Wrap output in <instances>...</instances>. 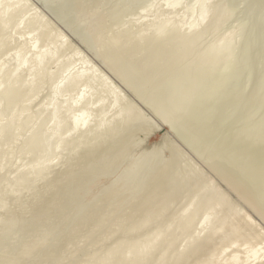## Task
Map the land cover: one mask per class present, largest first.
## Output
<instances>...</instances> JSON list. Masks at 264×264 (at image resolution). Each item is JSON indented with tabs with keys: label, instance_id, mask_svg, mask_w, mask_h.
<instances>
[{
	"label": "bare ground",
	"instance_id": "6f19581e",
	"mask_svg": "<svg viewBox=\"0 0 264 264\" xmlns=\"http://www.w3.org/2000/svg\"><path fill=\"white\" fill-rule=\"evenodd\" d=\"M2 1L3 0H0V5H1V3H2ZM21 1L23 2V0H5L4 2V4H2L3 6H1L2 8H1V12H0V18L1 19H3L5 16H7L6 18H8V21L11 19H13V16H12V18L10 17L11 15H13L14 13L16 14V12H17V9L19 10V7H21L22 6V14L24 13L25 14V11H26V9L27 8H25V5H29L28 4V2H27V0H25L26 1V3H23V4H25V5H20V3H21ZM46 1V0H45ZM53 1V0H52ZM56 1V0H55ZM59 1V0H58ZM61 1V0H60ZM122 1V0H121ZM127 1V0H126ZM126 1H124L125 3H126ZM130 1H133V3H134V0H130ZM140 1H144V0H140ZM139 0H138V4L137 3H135L136 5H138L139 7H140V5L141 6H144V5H146V4H140L139 5V2H140ZM146 1V0H145ZM152 1V0H151ZM157 1V0H156ZM155 1V2H156ZM161 2H163L162 0H160ZM159 1V2H160ZM166 1V4L165 5H167L168 6V8H170V11L169 12H171V9L172 8H174V10L176 9V6L177 5H179L180 4V2H181V0H165ZM185 1V0H184ZM184 1L182 2V3H184ZM188 1V0H187ZM212 0H197L196 1V6H197V10L196 11H194V14H191V16H189V15H187V13H186V16L188 17H186L187 19H188V21H186L185 23L183 22V21H180V22H178L177 20V22H178V24L179 25H176L175 27L177 28V29H180V31L182 30L181 28L183 27V25L184 24H186V26H185V31L189 34V33H193V36L195 35L196 37L198 36V37H200V38H202L201 37V35H198V34H200L201 33V30L202 29H204L205 27V25L209 22V20H211L212 18H214V17H216V14L218 13H216V10H213V9H215V6H216V4H218V2H217V0L215 1V2H217L216 4H215V6H213V11H215V12H213V13H215V16L214 15H212V10H211V8H210V4L211 3H213V2H211ZM220 1V0H219ZM225 1H227L228 2V0H225ZM243 1H245V0H243ZM250 1H252V0H249L248 2H249V4H250ZM257 0H254V2H256ZM48 2V1H47ZM128 2V1H127ZM136 2H137V0H136ZM153 2V1H152ZM152 2H149V3H152ZM222 2H223V0H222ZM229 2H230V0H229ZM232 2H233V0H232ZM238 2V1H237ZM239 2H242V1H240L239 0ZM253 2V4L255 5V3ZM68 3H69V1H68ZM67 3V4H68ZM121 3V2H120ZM128 3H131V2H128ZM128 3H126L127 4V6H129L128 5ZM144 3V2H143ZM146 3V2H145ZM148 2H147V7L148 8H152V7H150V6H152L154 3H152V4H149ZM186 3V2H185ZM185 3L183 4L184 5V7L186 6L185 5ZM192 3H193V1H192ZM235 3H236V1H234V5H235ZM246 4H247V2H245ZM244 2H243V4H245ZM252 3V2H251ZM263 3V2H262ZM32 4V3H31ZM31 4H30V6H28V7H32L31 6ZM59 4V3H58ZM122 4V3H121ZM126 4H124V5H126ZM159 4V3H158ZM157 4V5H158ZM194 4H195V2H194ZM214 4V3H213ZM219 4L222 6L223 4H221V2H219ZM218 4V5H219ZM225 4V3H224ZM231 4V3H230ZM241 4V3H240ZM245 4V5H246ZM259 5H260V3H258ZM63 4L61 3V6H62ZM131 5V4H130ZM135 5V6H136ZM150 5V6H149ZM155 5H156V3H155ZM162 5V4H161ZM182 5V4H181ZM182 5V6H183ZM212 5V4H211ZM217 5V8L219 9V6ZM226 5V4H225ZM228 5H229V3H228ZM227 5V6H228ZM248 5V4H247ZM246 5V6H247ZM256 5H257V2H256ZM263 6H264V4H262ZM122 6V5H121ZM120 6V7H121ZM127 6H125V7H127ZM132 6V5H131ZM131 6L129 7V8H131ZM160 6V5H159ZM188 6V5H187ZM194 6V5H193ZM236 6H238V5H235V6H233L232 5V7H234V8H236ZM252 6V5H251ZM25 8V10H24V8ZM35 7V6H34ZM34 7H32L31 9V11L33 12L34 11ZM120 7H118V8H120ZM124 7V8H125ZM133 7V6H132ZM139 7H138V9H139ZM146 7V11H148L149 9ZM156 7V6H155ZM154 7V8H155ZM158 7V6H157ZM162 7V6H161ZM190 7V6H189ZM195 7V6H194ZM231 7V8H232ZM239 7H241V6H239ZM247 7H249V6H247ZM163 8V7H162ZM165 8H167L166 6H164V11H166L165 10ZM178 8V7H177ZM180 8V7H179ZM183 8V7H182ZM223 8H226L225 6L223 7ZM228 8H230V7H228ZM257 8V7H256ZM21 9V8H20ZM29 9V8H28ZM37 9V8H36ZM93 9H96V7L95 8H93ZM92 9V11H94ZM123 9V8H122ZM134 9V8H133ZM143 8L141 7V9H139V10H137L136 12H134L135 14L137 13V12H139V11H141ZM157 9H159L160 10V12H162L163 11V9H161V8H157ZM221 9L222 8H220V10L219 11H221ZM237 9H239L238 7H237ZM246 9V11H247V8H245ZM249 9H251V10H248V11H252V8H249ZM259 7H258V11H259ZM262 9H263V7H262ZM261 9V10H262ZM38 10V9H37ZM98 10V9H97ZM96 10V11H97ZM114 10V9H113ZM112 10V11H113ZM119 9H117V10H114V12L115 11H117V14H118V16H119V14H121V16L123 17V14H125L126 13V11H127V8H126V10L125 11H123V10H121L120 9V11L122 12H125V13H121V12H119L118 11ZM129 10H132V9H129ZM162 10V11H161ZM173 10V9H172ZM184 10V9H183ZM183 10H181L182 11V13H183ZM229 10V9H228ZM232 10V9H231ZM230 10V11H231ZM234 10V9H233ZM264 10V9H263ZM30 11V10H29ZM91 11V12H92ZM144 11H145V9H144ZM143 12V11H141V12H143L144 14L145 13H147V12ZM151 10H149L148 12H150ZM154 11V10H153ZM157 11V10H156ZM156 11H155V14H156ZM177 11V10H176ZM180 11V12H181ZM186 11V10H185ZM192 11V10H191ZM218 11V10H217ZM225 12L227 11V9L226 10H224ZM230 11H229V13H230ZM244 11V10H243ZM243 11H242V13H243ZM245 11V12H246ZM255 9L253 8V12H254V14H255ZM257 11V12H258ZM19 12H21L20 10H19ZM18 12V13H19ZM30 13V14H32V15H30V16H28V17H30V19H28V20H26L28 17L26 16L27 14H25V16L24 17H26V19H24L23 17V19L24 20H26V21H29V23L30 24H28V22H26L28 25H30L31 27L28 29V31H27V36H26V40H27V38L30 40L29 41V43L27 44L26 43V46L27 45H29V47L27 46H23V49H24V47H25V49L27 48L28 50H27V53L25 52L24 53V51H26V50H24L23 51V53H21L20 51H17L18 50V48H16V51H13V59L15 60V67H13V69H11L10 70V72H8L9 74H8V77H7V75L5 76V77H7L8 79H6L7 80V82H8V80H9V82L5 85V83H4V86L1 84V82H0V104H1V101L2 102H4V103H2L3 105L6 103L7 105L5 106V108L6 107H8L9 105H11L12 106V104L14 105L15 103H17V102H19L20 104L21 103H24L23 105H26V104H28L29 102H28V100H27V102L25 103V102H20L21 100H22V98L21 97H23L22 95L24 94V93H27L28 94V92L31 90L32 91V89H34L35 87H37V85H38V83H39V78L41 77H39L37 74L39 73H37L36 74V71L37 70H45L46 71V69H44V67H45V65L47 66L46 68H49L48 67V62H50L51 63V60H53L54 59V61H55V57L56 56H58L62 51H65L66 49H68V50H70V47H71V45H73L72 43H69V42H67V41H65V40H67V39H65L66 38V36H64V35H62L63 33L62 32H55V31H53V32H55V33H53L52 35H51V39H58V41L60 42H58V41H53L54 43H57V46H58V48L57 49H55L56 48V45H55V48H52V49H54V50H48V49H43L42 48V46L39 44V43H41V42H39L38 40H39V37H42V36H44L43 34H45L44 32H43V34L41 35L40 33V35L41 36H38V33H37V30L39 29V28H41L40 30H38V31H41L42 29H43V27L45 26V28L47 27V25H45L46 24V22H47V24H48V19L46 20V21H44L43 19H41V17H44V15H41V14H39V12H37L39 15H41V17L39 16V15H37L36 14V12H34V13ZM119 12V13H118ZM128 12H130V11H128ZM128 12H127V14H128ZM152 12V11H151ZM159 11H157V13H158ZM159 12V13H160ZM174 12L175 11H173V13H170V14H174ZM178 12V11H177ZM188 12V11H187ZM222 13H223V10L221 11ZM220 12V14L222 15V13ZM228 12V11H227ZM227 12H226V14L224 13V16H225V19H226V16H228V14H227ZM236 12V11H235ZM241 12V11H240ZM260 12V11H259ZM264 12V11H263ZM262 12V14H264ZM17 13V14H18ZM42 13V12H41ZM92 13H95V12H92ZM110 13V15H112L111 13L112 12H109ZM116 13V12H115ZM114 13V15L116 16V14ZM143 13H141V14H143ZM158 13V14H159ZM164 13V12H163ZM231 13H234V12H231ZM241 13V14H242ZM7 14V15H6ZM14 14V15H15ZM21 14V13H20ZM108 14V13H107ZM130 14H133V12L132 13H130ZM129 14V15H130ZM139 14V13H138ZM138 14H136L135 15V17H137L138 18ZM141 14H139V15H141ZM143 14V15H144ZM151 14V13H150ZM150 14H148V15H150ZM154 14V13H153ZM155 14H154V16H155ZM158 14H156L157 15V17H158ZM161 14V13H160ZM166 14V13H165ZM164 14V15H165ZM169 13H167V15L166 16H168V18L169 17H173V16H169L168 15ZM178 14H180V13H178ZM177 14V16L176 17H178L179 15ZM185 14V13H184ZM188 14H190V13H188ZM219 13H218V15L217 16H219L220 15ZM239 14V13H238ZM245 13H243V15H244ZM248 14H250V13H248ZM256 14H258V13H256ZM29 15V14H28ZM113 15V16H114ZM128 15V16H129ZM146 15V14H145ZM147 15V16H148ZM152 15V14H151ZM162 16H163V14H161ZM220 15V17H222ZM229 15H232V14H229ZM234 15V14H233ZM236 15H237V12H236ZM236 15H234L233 17H236ZM251 15H252V13H251ZM10 17V19H9V17ZM16 17L18 16L19 17V15H15ZM14 16V17H15ZM118 16H116V18L118 17ZM121 16H119V17H121ZM142 16V15H141ZM141 16H139V17H141ZM154 16L152 17L153 19H154ZM181 16V15H180ZM183 16V15H182ZM211 16H212V18H211ZM214 16V17H213ZM238 16V15H237ZM248 15H246L245 16V18L247 17ZM254 16V15H253ZM260 16V15H259ZM40 17V18H39ZM110 17V16H109ZM121 17V18H122ZM126 17V16H125ZM131 17V16H130ZM156 16H155V18H157ZM175 17V18H176ZM256 17V16H255ZM254 17V18H255ZM111 18H112V16H111ZM115 18V17H114ZM113 18V19H114ZM115 18V19H116ZM142 18H144V21L146 20V18H145V16L144 17H142ZM149 18H150V16H149ZM159 18V17H158ZM161 18H163V17H160V19ZM180 18V17H179ZM178 18V19H179ZM186 18L184 19V20H186ZM243 18V17H242ZM247 18H249V17H247ZM254 18H252L253 20H255ZM263 18V17H262ZM261 18V16H260V20L262 19ZM5 19V18H4ZM19 19V18H18ZM113 19H110V20H113ZM117 19H119V18H117ZM125 19V18H124ZM126 19H128L129 20V17L128 18H126ZM136 19V18H135ZM134 19V20H135ZM148 19V18H147ZM152 19V20H153ZM172 19H174V18H172ZM181 19V18H180ZM215 19V21H216V24H218L217 23V21H218V19H216V18H214ZM225 19H223V18H221V20L222 21H224ZM239 19V18H238ZM249 19H251V16H250V18ZM21 21H23L22 19H20ZM43 20V21H42ZM119 20H122V19H119ZM130 20H133V17H132V19L130 18ZM129 20V21H130ZM133 20V21H134ZM151 20V19H150ZM156 20V19H155ZM154 20V21H155ZM167 20L168 19H166V17L165 18H163V19H161V20H158V22L160 23V21L161 22H163V21H166L167 22ZM169 20H171V18L169 19ZM168 20V21H169ZM213 20V19H212ZM221 20H219L220 21V23H222L221 22ZM259 20V19H258ZM257 20V22L255 21V23H254V21H253V23H251L250 25H248L249 27L247 28V29H243L244 27H242V29L243 30H246L245 32H244V35H243V33H242V35H243V37H241L242 39V41H241V44L239 45L238 43V45H239V48H238V46L237 45H235V48H237L239 51H238V53H237V56H236V58H235V60L234 59H232L230 56L232 55V54H228V55H230V56H228V57H230V59H232V60H227V57H225L224 56V59L223 58H221L220 56L222 55V51H221V49L220 48H215V46L216 45H214L213 43H212V45H214V48L212 47L211 48V42H215V41H211L210 43H208V42H204V39H205V37L201 40V44L203 43H208L207 45H211V46H208V48L209 49H207V48H205L204 46H203V44H202V48L207 52L208 50H209V52H207L206 54H205V52H204V50H202V48L200 47V51H203L204 53V55H197V54H195V53H198V51H196V45L194 46L195 47V50L193 51L194 53H192L191 55H197V56H200L199 58L197 57L196 58V56L194 57V58H190L191 59V61H193V65H192V67L190 66V64H189V62H188V67H185V59H184V57L187 55V54H185V51H184V53L180 50V55L179 56H173V55H171V54H169L168 52H171V51H168L167 52V49H165V45H167V44H165L166 42H165V39L163 38L164 37V35H163V40H164V42H163V40L161 41L159 38L157 39V40H160L161 42H157L156 44H155V46H157L156 47V49L158 48V46H161L160 48H161V50L160 51H158L159 49H157V51H156V49H154L153 48V46H151L152 47V49H150V51H149V49H146V47H149V46H146L145 47V44H144V47H141L142 49L144 48V49H146V50H148V51H146L148 54H146L145 55V58H144V63L143 64H138V63H136L135 65L136 66H138V67H141V72L139 73V74H135L134 75V77L131 75V70L128 68V66L131 64V62L129 63V61H125V58H122V57H120L121 55L120 54H122V52L124 51H122V50H119V49H121L120 48V45L118 46L119 48H118V50L120 51V52H118V51H116V49H117V46L115 47V49H114V51L115 52H118V54H115V52H109L108 50H112V49H106V56L105 55H103V56H105V58H104V60L106 61V59L107 60H109L110 62L108 63L109 65H113L112 66V72H113V67H115V69L116 70H118L119 69V66H117L116 64H118V62H120V65H121V63L124 65V67L122 68V74L123 75H120L121 77L123 76L125 79H123V77H122V79L124 80V81H126L128 84L131 82L132 84H135L136 86H138V91H140V95H142V96H147L149 99V102H150V104L149 103H146V104H149L150 106H152V107H154V109L156 110L155 111V113L156 112H159V113H161V115H162V121H164V125H165V127H166V125H168V123L170 124V120H171V125H172V121H173V119L175 118V117H173V116H171V117H173V119H170V120H168V117L166 118L164 115V113H166V112H168V113H170L168 110H175V111H172V112H178V115H179V117L180 118H177V119H181L180 121L178 120V122L179 123H177L178 125H180V132H181V135H179L180 133L178 132V129H179V127H178V125L176 124H173V125H175L176 126V128H175V126H174V128L176 129V133H177V135H176V133H175V136H182V137H184L185 138V140L187 139V141H188V143L187 144H193V145H195L196 147V149H197V147H198V149H200V150H202L203 152L205 151V153H206V155L208 156V158L211 160V168L213 169V171H214V173H216V175L219 177V180H221L222 181V183L224 184V186H225V188L227 187L228 189H230L233 193H234V195L241 201V203H243L242 205H244L245 206V208H247L248 210H250L251 211V213H253V214H251L249 211H247L245 208H240V207H237V205H235L236 206V208H234L233 206H232V204H233V202H231V200H229V198L231 197L230 195V197L228 198V197H226V194L224 195L223 194V192L221 193V189L220 188H218V187H215L214 186V189H215V191H209L210 192V197H208L207 196V198H205V200H206V202H212V204H213V206L215 207V212L212 214V216H211V218L208 220V221H205V219H204V214H203V212H202V209H201V207H200V205L199 204H197V205H195V206H192V207H190V205H192V200H190V202L187 204L186 202H184V201H182L183 203H185V204H187V205H185V204H183V203H181V204H183L185 207H181V205L179 206H177L176 204V206L178 207H176V210H174V211H176V212H178L177 211V209H179V207H181L182 208V212H180L179 211V216H180V218H179V220L178 219H175V221L176 220H178L176 223H179L178 225H176V224H174V225H176L174 228L176 229L177 227V229H178V232L177 231H174L175 229H173V227H172V229H173V231L176 233H183V235L182 236H187L186 237V242L184 241L183 243H185V247L183 248V246H182V248H181V250H177L176 252L175 251H173V252H170V251H172V248L174 247L173 245H174V238L177 236V234H176V236L175 235H173V237H172V235H171V233H170V230H169V233H170V235L171 236H169V237H171L170 239H167L166 238V235H164V234H166L165 233V231H161L160 230V228H162V227H160L159 225L160 224H162V223H160V222H157L156 220V222L157 223H160V224H158V226L160 227L159 229H158V231H152L153 233H150V234H146V236L145 237H143L142 235L143 234H141V235H139V233H138V237L140 238V236H142L141 238L143 239V240H141L140 242H138V243H135V242H133V243H135V244H133L132 243V245L131 246H128V248H127V250H125L126 252H125V254H124V249L122 250L121 248H125V247H122V245H121V241L120 240H118V239H116V240H118L119 242H121V243H119L118 244V242H116L115 243V241H114V244H118V246L113 250H111V252L109 251L110 249H107L108 251H107V255H105L104 256V259L106 258V260H108V254L109 255H111L112 253H113V255H115L116 253V251H118L119 249L120 250H122V254H121V256L119 257V258H117L118 256H114V258H113V262H111V263H114V264H264V216H262L261 215V195L262 194H264V188H262V180H261V166H262V164H264V139H262V135H261V127H262V121H264V106H262V105H264V92H262V87H261V85H262V81H264V48H262L263 46V41H264V29L262 28V26L264 25L263 23H261L262 21H264L263 19H262V21L261 22H259ZM3 21V20H2ZM133 21L131 22L132 24V26H134V24L135 25H137L136 23H138V22H134L133 23ZM171 21H173V20H171ZM174 21H175V19H174ZM175 21V22H176ZM215 21L213 20V22H214V26L216 25L215 24ZM238 21V20H237ZM244 21V20H243ZM245 21L247 22V19H245ZM10 22V21H9ZM13 23H11V24H14V21H12ZM20 22V21H19ZM45 22V23H44ZM115 22V21H114ZM116 22H120V21H116ZM123 22V21H122ZM124 22H126V20L124 21ZM139 22H140V18H139ZM141 22H142V20H141ZM140 22V25L142 24ZM147 22V25H149V24H151V22L152 23H155V22H153V21H151L150 23H149V20H146L145 21V23ZM157 22V23H158ZM183 22V23H182ZM211 22V21H210ZM242 22V21H241ZM245 22V23H246ZM250 22H251V20H250ZM4 23H5V21H4ZM16 23L17 24H20V23H18L17 22V19H16ZM15 23V24H16ZM23 23V22H22ZM51 23V22H50ZM113 23V22H112ZM121 23V22H120ZM120 23H118L119 25H120ZM144 23V24H145ZM157 23H155V25L157 24ZM158 23V24H159ZM237 23V22H236ZM240 23V22H239ZM238 23V24H239ZM244 23V22H243ZM242 23V24H243ZM248 23V22H247ZM246 23V24H247ZM16 24V25H17ZM116 24V23H115ZM166 24H168V23H166ZM170 24V27H171V24L172 23H169ZM209 24V23H208ZM207 24V25H208ZM212 22H211V26H212ZM246 24H244V25H242V26H245ZM263 24V25H262ZM0 25H1V22H0ZM2 25H3V23H2ZM8 25H10V24H8ZM22 25V24H21ZM24 25V24H23ZM110 25V24H109ZM118 25V26H119ZM122 25H124V23L123 24H121V26ZM125 25L127 26V24L125 23ZM154 25V24H153ZM172 25H174V24H172ZM207 25H206V27H207ZM219 25L220 24H218V25H216V26H218L219 27ZM229 25V24H228ZM232 25V24H231ZM4 26H7V25H4ZM11 26V25H10ZM25 26V25H24ZM24 26H18L17 25V27H19L20 28V30H21V27H24ZM49 26V25H48ZM114 26H116V25H114ZM117 26V27H118ZM128 26H129V24H128ZM128 26L126 27V28H128ZM137 26H139V25H137ZM136 26V27H137ZM142 26H143V24H142ZM211 26H208L207 28H206V31L208 32L209 31V29H210V27ZM235 26V25H234ZM238 25H236V27H237ZM3 27V26H2ZM7 27H9V26H7ZM6 27V28H7ZM12 27V26H11ZM16 26H15V28H17ZM117 27H114V28H116L117 29ZM140 27V26H139ZM144 27H145V25H144ZM152 27H153V29H155L154 28V26H151V28H149L148 26L146 27V28H149L150 30L152 29ZM163 27V26H162ZM204 27V28H203ZM217 27V28H218ZM233 27V26H232ZM236 27H233V28H235V29H237ZM239 27H241L240 25H239ZM245 27H247V26H245ZM5 28V27H4ZM0 29V30H3V31H5L6 29ZM49 27H47V29H48ZM51 28H52V30H54L53 28V26H51ZM120 28V26L118 27V29ZM123 28V27H122ZM122 28H120V30L122 29ZM124 28H125V26H124ZM129 28H132V27H130L129 26ZM128 28V29H129ZM142 28V27H141ZM164 28H166L167 29V27L165 26ZM176 28H174V29H176ZM216 28V27H215ZM9 29H12V28H10L9 27ZM9 29H7L6 31H8ZM14 29V28H13ZM23 29L25 30V27L24 28H22V31H23ZM47 29H46V31H47ZM137 29V28H136ZM136 29L134 28L133 29V31L135 30L136 31ZM149 29H147V30H149ZM172 29V28H171ZM170 29V30H171ZM208 29V30H207ZM214 30V27H212L211 28V31H213ZM228 29V28H227ZM235 29H233L235 32H239V30L238 31H236ZM242 29L240 28V30H241V32H242ZM15 30V29H14ZM13 30V31H14ZM19 30V31H20ZM51 30V31H52ZM55 30H57V29H55ZM120 30H119V32H120ZM129 30H131V29H129ZM138 30H140V29H137V32H138ZM142 30V29H141ZM146 30V29H145ZM147 30H146V32H147ZM149 30V31H150ZM162 30H163V28H162ZM183 30H184V28H183ZM183 30H182V32H183ZM205 30V29H204ZM217 30L219 31V29H216L215 31H214V33L215 32H217ZM224 30V29H223ZM10 31V30H9ZM12 31V30H11ZM16 31V30H15ZM26 31V30H25ZM24 31V32H25ZM43 31H45L44 29H43ZM50 30H48V32H49ZM105 31V30H104ZM112 31V30H111ZM116 32H117V30H115ZM126 32H128L127 31V29L125 30ZM124 31V34L126 33ZM133 31H131V33L133 34ZM143 32L142 33H140V34H143L144 33V30H142ZM168 31H169V29H168ZM168 31H167V33L166 34H168ZM184 31V32H185ZM199 31H200V33H199ZM222 31V30H221ZM224 31H226V32H228L227 30H224ZM223 31V32H224ZM1 32V31H0ZM17 32H18V29H17ZM108 32H110V31H108ZM141 32V31H140ZM145 32V34H147ZM152 32H154V36H155V33H156V35H160L161 33L163 34V32L162 31H160L159 29L158 30H152ZM165 32V31H164ZM172 32V31H171ZM170 32V34H172V33H174V32H172L171 33ZM184 32H183V34H184ZM203 32V31H202ZM207 32H205L204 31V33H207ZM6 33H8V32H6ZM13 33H15V32H13ZM19 33V32H18ZM62 33V34H61ZM99 33V32H98ZM102 33V32H101ZM114 33V32H113ZM129 33H130V31H129ZM128 33V34H129ZM179 33V32H178ZM211 33V32H210ZM231 33V32H230ZM229 33V34H230ZM2 34V33H1ZM10 34V33H9ZM20 34L22 35V33L20 32ZM94 34H96V33H94ZM106 34V33H105ZM104 34V35H105ZM110 34V33H109ZM109 34H107V35H109ZM117 34V33H116ZM121 34V33H120ZM123 34V35H124ZM128 34H125V35H128ZM144 34V35H145ZM150 34V33H149ZM152 34V33H151ZM151 34L149 35V36H151ZM208 34V33H207ZM217 34H218V32H217ZM223 34V33H222ZM228 33H226V35L224 36V38H219L218 40H217V45H219V47L220 46H222V44L224 45V43L226 44L227 42H228V40L230 41V39H231V36H232V34H230L229 35ZM237 34H239V33H237ZM241 34V33H240ZM12 35V34H11ZM25 35H26V33H25ZM46 35H48V34H45V36ZM119 35V33L117 34V36ZM122 35V34H121ZM119 36V37H122V39H125V41H126V38H123V37H125V36ZM130 35V34H129ZM143 35V36H144ZM153 35V34H152ZM180 35H181V32H180V34L178 35L179 36V38H182V37H180ZM186 34H184L183 36L185 37V39L184 38H182V39H180V41L178 42L177 40V42H178V44H180V45H182L183 47L182 48H184V49H187V47L189 48V46L190 45H192V44H194L193 42H192V44H190L189 46H188V44L190 43V41L189 40H186V38L188 37L187 35V37L185 36ZM209 35V34H208ZM211 35H213V37H214V34L213 33H211ZM210 35V36H211ZM219 35H220V33H219ZM218 35V36H219ZM228 35V36H227ZM2 36V35H1ZM6 37H7V35H5ZM9 36V35H8ZM18 36H19V34H18ZM29 36H30V38H29ZM50 36V35H49ZM95 36V35H94ZM111 37L113 36H115V35H110ZM134 36H138V38H139V33H137V35L136 34H134ZM133 36V37H134ZM146 36H148V35H146ZM149 36H148V38H149ZM162 36V35H161ZM177 36V37H178ZM209 36V37H210ZM218 36L217 37H214V39L215 38H218ZM221 36V35H220ZM235 37H236V39H233L234 41L235 40H237V38H238V40L240 41V39H239V36L240 35H238V37L236 36V35H234ZM2 37H4V34H3V36ZM5 37V38H6ZM10 37V36H9ZM8 37V38H9ZM15 37V36H14ZM23 37V36H22ZM63 37H64V40H63ZM96 37H99L98 36V34H97V36H95V37H93L94 39L96 38ZM100 37H102V35H100ZM106 37V36H105ZM110 37V38H111ZM111 38V40H109L110 38L108 37V40L110 41V43L112 42L114 45H116L117 44V40H115L114 38ZM119 37L117 38L118 39V42H119ZM132 37V36H131ZM132 37V38H133ZM153 36H151L150 38H152ZM173 37H176L175 36V34H174V36ZM172 37V38H173ZM195 37V38H196ZM222 37V36H221ZM233 37V36H232ZM234 37V38H235ZM1 38V37H0ZM43 38V37H42ZM50 38V37H49ZM92 38V39H93ZM135 39H136V37H134ZM137 38V39H138ZM141 38H142V35H141ZM141 38H139V39H141ZM145 38H147V37H145ZM147 38V39H148ZM149 38V39H150ZM157 38V37H156ZM170 38V37H169ZM171 38V39H172ZM193 39H195L194 37H192ZM7 39V38H6ZM13 40H15L14 38H12ZM18 39V38H17ZM23 39H24V37H23ZM23 39H22V41H23ZM45 39H46V37H45ZM50 39V40H51ZM91 39V40H92ZM94 39L92 40V42L94 41ZM97 39V38H96ZM95 39V40H96ZM100 38H98L96 41H98ZM131 39V38H130ZM129 39V40H130ZM134 39V40H135ZM136 39V40H137ZM170 39V40H171ZM212 39V36H211V38L208 40V41H210ZM222 40V44L221 43H219L218 44V42H219V40ZM4 40V39H3ZM9 40H11V39H9ZM12 40V41H13ZM19 40H21V39H19ZM41 41H42V45H43V40L42 39H40ZM49 40V39H48ZM100 40H103L102 38L100 39ZM99 40V41H100ZM107 40V41H108ZM115 40V41H114ZM120 40H121V38H120ZM128 40V39H127ZM128 40V41H129ZM131 40H133V39H131ZM130 40V41H131ZM134 40H133V43L132 44H134L135 42H134ZM152 40V42H153V40H155V39H151ZM151 40H149V41H151ZM168 39H166V41H167ZM181 40H183V41H181ZM213 40V39H212ZM16 42H18L17 40H15ZM22 41H21V44H22ZM105 42H106V40H104ZM108 41V42H109ZM116 42V44L114 43V42ZM122 41V40H121ZM125 41H122V43L125 45ZM127 41V42H128ZM129 41V42H130ZM148 40L146 41V39H145V42H149ZM172 41H175V40H173L172 39ZM196 41V40H195ZM197 41H199L198 40V38H197ZM0 42L1 43H3L4 44V42H2L1 41V39H0ZM20 42V41H19ZM53 42L51 41V43L53 44ZM95 42V41H94ZM104 42V43H105ZM139 42V41H138ZM143 41H141L140 40V44L142 43ZM155 42H156V40H155ZM170 41L168 40V43H169ZM233 41H231V43H232ZM5 43H7V44H9L8 43V41L7 42H5ZM10 43H12L13 44V42H10ZM45 45H47V42H46V40H45ZM48 43H49V41H48ZM96 43V42H95ZM100 43V42H99ZM109 43V44H110ZM121 43V42H120ZM131 43V42H130ZM129 43V44H130ZM151 43V42H150ZM164 43V44H163ZM197 43V42H196ZM215 43V44H216ZM230 43V42H229ZM228 43V44H229ZM15 44V43H14ZM20 44V43H19ZM20 44V45H21ZM39 44V45H38ZM97 44H98V42H97ZM97 44H94L95 46L97 45ZM100 44H103V41H102V43H100ZM100 44H98V45H100ZM112 44V45H113ZM127 44V43H126ZM136 44H138L137 42H136ZM147 45L149 44V43H146ZM154 44H151V45H154ZM175 44V43H174ZM173 44V45H174ZM178 44H176V46H171V44H170V46H167L168 48H171L172 49V47H173V49H174V47H175V49L176 48H178ZM198 44H200L199 42H198ZM16 45V44H15ZM18 45V44H17ZM23 45V44H22ZM22 45H21V50H22ZM45 45H43V46H45ZM49 45V44H48ZM92 45H93V43H92ZM105 45V44H104ZM103 45V48L105 47ZM108 45V44H107ZM107 45H106V48H107ZM111 45V44H110ZM113 45V46H114ZM4 46V45H3ZM5 46H6V44H5ZM12 46V45H11ZM89 46V45H88ZM91 46V45H90ZM95 46H94V48H95ZM101 46V45H100ZM100 46H99V48H100ZM128 46V45H127ZM135 46V45H134ZM143 46V45H142ZM162 46H164L163 48H164V50L162 49ZM192 46V47H193ZM199 46H201V45H199ZM226 46V45H225ZM229 46V45H228ZM237 46V47H236ZM0 47H2V46H0ZM16 47V46H15ZM41 47V48H40ZM47 47V46H46ZM49 47V46H48ZM47 47V48H48ZM54 47V46H53ZM91 47H93V46H91ZM102 47V46H101ZM123 47H125V46H123ZM129 47V46H128ZM136 47H137V49H138V47H140L139 46V44H138V46L136 45ZM135 47V48H136ZM194 47H193V49H194ZM207 47V46H206ZM218 47V46H217ZM8 48V47H7ZM45 48V47H44ZM51 48V47H50ZM74 49H75V47H73ZM77 48V47H76ZM93 48V49H94ZM98 48V49H99ZM103 48H100V50H102ZM109 48V47H108ZM110 48H112V47H110ZM114 48V47H113ZM134 48V47H133ZM132 48V49H133ZM134 48V49H135ZM140 48V49H141ZM150 48V47H149ZM181 48V47H180ZM179 48V49H180ZM197 48L199 49V47H198V45H197ZM228 48V47H227ZM2 49H4V48H2ZM2 49H1V51H2ZM12 50V48H9V50ZM15 49V48H14ZM19 49H20V47H19ZM74 49H71L72 51H74L73 53H72V51H69V52H71L72 54H74V60H76V61H74V62H77V61H79V63H76L75 65H71V64H74L73 62H70V59H69V61H67V58H66V61L63 63V61H62V63L61 64H58V62L60 61V59H59V61L57 62V68H55L54 70H53V76H52V78H54V75L55 76H57V77H55V78H57V79H55V80H58V77H59V80H60V78H61V80L57 83V85H56V82H55V87H52V86H54V85H52V83H51V87H52V89L54 88L55 90H54V92H52L51 94L53 95L54 93V97L52 98V96L50 97L49 96V94H50V92H49V94H47L48 96H49V98H52L50 101H48L49 103H46L47 105H46V107H47V109L46 110H48L47 112L49 113V116H50V120H52L53 121V124L51 123V125H52V127H50V131H51V134H52V136L54 137V135L53 134H55V133H57V130L59 129V127H61V124L63 125V123H59V121L61 120V119H59V116L61 117V115L59 114L60 113V109H62L61 107H62V105H60L61 104V102L62 103H65L64 105H65V107H63V108H66V109H68V110H70V111H68V112H70L69 114L68 113H66V111L64 112L63 111V109H62V111L64 112L63 114H67V115H70L71 114V116H68V118H69V121H70V127H68V129L66 128L65 130H66V134L68 135H70V133L69 132H79V134H83L84 135V133L83 132H85L88 128V126L90 125L89 123H90V112H89V110H90V108L92 107V105H90V108L88 107V104H89V100H90V96L92 95V93L90 92V94H89V91L91 90H86V89H89V88H87V87H91V83L93 84L94 83V81H97L98 80V83L101 85V87L102 88H100V90H107V91H105L106 93L108 92V94L110 95V93H111V98H112V100H113V105L118 101V100H122L121 98H120V96H121V94H124V93H121L120 92V95H119V92L117 91V88H111V87H113L110 83V78L108 79V77H106V76H103V75H105V74H102V75H100V74H97V72H96V68L94 69V65L92 66L91 64H90V62L88 61V60H86V59H84V58H82L81 56H80V60H78V59H75L76 58V56H75V54H77V52L74 50ZM89 49H90V47H89ZM97 49V48H96ZM97 49V50H98ZM123 49H125V51L127 50L128 52H129V50H132L131 48L128 50L127 49V47H125V48H123ZM140 49H138V50H140ZM189 49H191V47L189 48ZM207 49V50H206ZM211 49V50H210ZM213 49V50H212ZM222 49H223V46H222ZM224 49H225V47H224ZM229 49V48H228ZM228 49H226V50H228ZM8 50V51H9ZM32 51V52H30V53H28V51ZM77 50V49H76ZM97 50H95V51H97ZM168 50H170V49H168ZM231 50V49H230ZM230 50H229V52H230ZM233 51L234 50H236V49H232ZM5 51V53H6V51H7V49L6 50H4ZM60 53H59V52ZM93 51V50H92ZM103 51V50H102ZM107 51L109 52V53H107ZM125 51H124V53H125ZM134 51V50H133ZM143 51V50H142ZM141 51V52H142ZM175 51V50H174ZM179 51V50H178ZM177 51V52H178ZM190 51V50H189ZM237 51V50H236ZM12 52V51H11ZM10 52V53H11ZM79 52V51H78ZM81 52V51H80ZM101 52V51H100ZM99 52V53H100ZM104 51H103V53H105ZM132 52V51H131ZM137 53H138V51H136ZM136 52L134 53V54H136ZM143 52H145V50L143 51ZM225 52V51H224ZM232 52V51H231ZM1 53L2 52H0V55H1ZM5 53H2L3 55L5 54ZM32 53V54H31ZM62 53H64V52H62ZM65 53H67L66 51H65ZM70 53V54H71ZM96 53V52H95ZM120 53V54H119ZM127 53V52H126ZM125 53V54H126ZM133 53V52H132ZM131 53V55H133ZM139 53H140V51H139ZM173 53V52H172ZM187 53L188 54H190L189 52H188V50H187ZM200 54H202V52H199ZM198 53V54H199ZM228 53V52H227ZM26 54H27V56H26ZM31 54V55H30ZM68 54V53H67ZM93 54H94V52H93ZM102 54V53H101ZM108 54V55H107ZM143 54H145V53H143ZM174 54V53H173ZM175 54H176V51H175ZM181 54H183V56H181ZM234 55H235V53H233ZM7 56H6V59H7V57H10L8 54H6ZM66 55V54H65ZM69 55V54H68ZM68 55H67V57H68ZM78 55V54H77ZM84 55V54H83ZM97 55H98V53H97ZM129 55V54H128ZM137 55V54H136ZM139 55V54H138ZM140 55H141V53H140ZM185 55V56H184ZM223 55H224V53H223ZM233 55V56H234ZM5 56V55H4ZM3 56V57H4ZM29 56V57H28ZM62 56H64V54H62ZM62 56H61V58H62ZM85 56V55H84ZM99 59L100 58H103V56L101 57V55L99 54ZM123 56V55H122ZM125 56H127V54L125 55ZM147 56V57H146ZM160 56H166V57H171V59H172V61H171V63H169V64H167L165 67L167 68V69H170V74H168V73H166L165 71H159V70H157L156 68L157 67H160L161 65H163V63L161 64L160 63V65L159 64H157V66H156V64H155V66H156V68L154 67V66H150L151 64H152V60H154V58H155V60L158 58L159 59V57ZM188 56H190V55H188ZM2 57V55L0 56V58ZM98 57V56H97ZM128 57H130V56H128ZM133 57L135 58L136 56L135 55H133ZM141 57V56H140ZM144 57V56H143ZM183 57V58H182ZM187 57V56H186ZM185 57V58H186ZM190 57H192V56H190ZM11 59H12V57H10ZM58 58H60V56L58 57ZM71 58V57H70ZM86 58V57H85ZM132 58V57H131ZM195 58H196V60H195ZM226 58V59H225ZM5 59V60H6ZM11 59H7L8 60V62H9V60L13 63L14 62V60H11ZM56 59H57V57H56ZM73 59H71V60H73ZM89 59V58H88ZM124 59V60H123ZM128 59H130V58H128ZM141 59V58H140ZM4 60V58H2V61ZM5 60H4V63H5ZM58 60V59H57ZM64 60V59H63ZM90 60V59H89ZM100 60H102V59H100ZM103 60V62L105 63V61ZM134 60H137V59H134ZM187 60V59H186ZM194 60L196 61V62H194ZM1 61V60H0ZM1 61V62H2ZM99 61V60H98ZM122 61V62H121ZM131 61H133L132 59H131ZM138 61H141V60H139L138 59ZM188 61V60H187ZM1 62H0V75L1 76H3V71H4V73H5V69L3 70V68H2V65L3 64H1ZM7 62V63H8ZM53 62V61H52ZM61 62V61H60ZM92 62V61H91ZM134 62V61H133ZM137 62V61H136ZM10 63V62H9ZM54 63H56V62H54ZM93 63V62H92ZM103 63V64H104ZM111 63V64H110ZM141 63V62H140ZM6 64V63H5ZM48 64V65H47ZM51 64H53V63H51ZM78 64V65H77ZM150 64V65H149ZM13 65V64H12ZM107 67H108V65H107V63L105 64ZM104 65V67H106ZM149 65V66H148ZM219 65V66H218ZM52 66V65H51ZM56 66V65H55ZM117 66V67H116ZM126 66V67H125ZM189 66H190V68H189ZM110 67V66H109ZM150 67V68H149ZM27 69V71L28 70H31V68H34L36 71H34V70H31V72H33V73H28L29 74V76H31V78L29 79H22V78H25L24 77V75H22V78H20L19 77V75H21L24 71H23V69ZM99 68V67H98ZM97 68V69H98ZM216 68H217V70H216ZM262 68V69H261ZM110 69V68H109ZM261 69V70H260ZM214 71V70H216L215 72L216 73H213V72H211V71ZM20 71H23L22 73L20 72ZM27 71H26V73H27ZM48 71H49V69H48ZM109 71H111V69L109 70ZM120 71H121V68H120ZM119 71V72H120ZM6 72H7V70H6ZM50 72H51V70H50ZM50 72H49V75H50ZM98 72H99V69H98ZM116 72H118V71H115L114 73H116ZM119 72L117 73V74H119ZM25 73V72H24ZM41 74H44V73H42V72H40ZM40 73H39V75H40ZM46 73V72H45ZM48 73V72H47ZM100 73V72H99ZM104 73V72H103ZM166 74V78L164 77V78H162V80H159L158 81V79H160V77H158V79L157 80H155V78L157 77V75H165ZM5 74H7V73H5ZM33 74H35L34 75V77H32V75ZM36 75H37V77H39V78H36ZM46 75V74H45ZM249 75H251V76H249ZM257 75V76H256ZM1 76H0V78H1ZM27 77H28V75H26ZM47 76V75H46ZM120 76L118 77V76H116V77H118V78H120ZM246 76L248 77L249 76V78L250 79H252V81L250 82V80H249V84L251 85H249L250 87H249V89H247L248 91H245L244 90V87L245 88H248L247 87V85L248 84H246V82L248 81L247 79H246ZM45 77V76H44ZM4 78V77H3ZM42 78V77H41ZM47 78V77H46ZM45 78V79H46ZM96 78H97V80H96ZM44 79V80H45ZM51 78L49 77V80H50ZM95 79V80H94ZM121 79V78H120ZM119 79V80H120ZM129 79V80H128ZM1 80V79H0ZM4 80V79H3ZM2 80V81H3ZM35 80H37V81H35ZM42 80H43V78H42ZM48 80V79H47ZM94 80V81H93ZM109 80V81H108ZM149 81L150 83H152V88L153 87H155L157 90H155V92L153 93V92H151V94H148V93H150V91L147 89V88H151V87H148V86H145L144 87V85H145V83H148V82H145V81ZM154 80H155V82H154ZM247 80V81H246ZM41 81V80H40ZM46 81V80H45ZM93 81V82H92ZM124 81H123V83L122 84H124ZM246 81V82H245ZM4 82H5V80H4ZM113 82V81H112ZM125 82V83H126ZM48 83H49V81H48ZM47 83V84H48ZM79 83H81L80 84V86H82L83 87V89H82V87H76L77 86V84H78V86H79ZM96 83V82H95ZM94 83V84H95ZM114 83V82H113ZM149 83V84H150ZM248 83V82H247ZM42 84H43V82H42ZM44 84H45V82H44ZM93 84V85H94ZM50 85V84H49ZM110 85H111V87H110ZM126 84H124V86H125ZM3 86V87H2ZM41 85H38V88L40 87ZM43 86V85H42ZM95 86H97V83H96V85ZM115 86H116V84H115ZM118 86V85H117ZM130 86V85H129ZM77 88V94L75 95V92H73V96L74 97H71V96H69L70 98H67L66 96L68 95V93H66V96L63 98V99H65V98H67V99H65L64 101H62V98L60 99V97L63 95H61V93H64V95H65V92H67V91H72L74 88ZM98 87H100V86H97V88ZM126 87H128V86H126ZM131 87H133V86H131ZM135 87V86H134ZM38 88H36V89H38ZM81 88V89H80ZM93 88V87H92ZM95 88V87H94ZM93 88V89H94ZM118 88H120L119 86H118ZM128 88H130V87H128ZM136 88V87H135ZM151 88V89H152ZM78 89H79V91H78ZM29 90V91H28ZM35 90V89H34ZM40 90V88L38 89V91ZM75 90V89H74ZM94 90H96V89H94ZM94 90H92V92H93V95L94 94H101V93H99L100 91H94ZM98 90H99V88H98ZM119 90V89H118ZM122 90V89H121ZM130 90V89H129ZM135 90H137V89H135ZM135 90H133V91H135ZM25 91H27V92H25ZM37 91V90H36ZM51 91V90H50ZM130 91H132V89L130 90ZM147 91H149V92H147ZM165 91V92H164ZM95 92V93H94ZM118 92V93H117ZM136 92V91H135ZM135 92H134V94H135ZM164 92V93H163ZM30 93V92H29ZM36 93V92H35ZM72 93V92H71ZM70 93V94H71ZM104 93V92H103ZM146 93V94H145ZM33 94V93H32ZM69 94V95H70ZM108 94H106V95H108ZM139 94V93H138ZM137 94V95H138ZM29 95V94H28ZM58 95H60V97L58 98V96H57V99H59L58 101H60V102H58L57 101V99H56V96ZM126 95V94H125ZM150 95V96H149ZM161 95V96H160ZM98 96V95H97ZM160 96V98H158ZM26 97L29 99V97L28 96H25V100H26ZM94 97V96H93ZM96 97V96H95ZM123 97H124V95H123ZM137 97H140L139 95L137 96ZM46 98V97H45ZM91 98H92V96H91ZM104 98H105V96H104ZM107 98V97H106ZM109 99H107V100H109L110 101V97H108ZM21 99V100H20ZM32 99H35V97H34V95H33V98ZM24 100V101H25ZM29 100H31V97H30V99ZM92 100V99H91ZM126 100V101H125ZM132 100V99H131ZM93 101V100H92ZM105 100L102 98V96H99L98 98H96L95 99V102L96 103H94L95 104V108H93L94 110L93 111H95V110H101L100 112H101V114L103 115L104 114V116L105 117H107V115H108V117H109V114H107V115H105L106 114V110H104V107L106 106V104H105V102H104ZM32 102H35V101H32ZM32 102H30V103H32ZM38 102H40V101H38ZM47 102V101H46ZM121 101H119V103H120ZM123 102H125L126 104H127V99H124V101ZM132 102V101H131ZM148 102V101H147ZM19 103H17V104H19ZM41 103V102H40ZM108 103V102H107ZM118 103V102H117ZM116 103V104H117ZM122 103V102H121ZM128 103H129V105H132V104H130V102H129V100H128ZM36 104V106H37V103H35ZM49 104V105H48ZM93 104V103H92ZM104 104H105V106H104ZM110 104H111V102H110ZM133 104H135V103H133ZM145 104V105H146ZM22 105V106H23ZM29 105V104H28ZM42 105V104H41ZM63 105V106H64ZM108 105H109V103H108ZM107 105V106H108ZM124 105V104H123ZM122 105V106H123ZM129 105H128V107H129ZM1 106V105H0ZM32 106V105H31ZM34 106V105H33ZM42 106H44V104L42 105ZM49 106V107H48ZM117 106H118V104H117ZM120 107H122L121 105H119ZM126 106L127 105H125V107H122V109H120L117 113L115 112V114H117V117H116V115H115V120H116V122L118 121H126L125 120V118L126 117H129V115L131 114L132 116L131 117H133V114L132 113H130L131 112V110H132V107H127L126 108ZM137 106V105H136ZM136 106L134 105V107H135V109H136ZM263 107V113H261L260 112V117L262 116V119L261 118H259L258 120H253V122H248V119H249V117L253 114V112L254 111H258L259 110V108L260 107ZM10 107V106H9ZM8 107V108H9ZM19 107H21V106H19ZM26 107H27V105H26ZM29 107H30V105H29ZM39 107H40V105H39ZM39 107H37V110H38V108ZM109 107V106H108ZM107 107V108H108ZM114 107V106H113ZM115 107H116V105H115ZM120 107H118V108H120ZM151 107V108H152ZM261 107V108H262ZM1 108L3 109V107L1 106ZM13 108H15V105H14V107H12L11 108V111H12V113L14 112V109ZM17 108V107H16ZM23 108V107H22ZM32 107H30V109H31ZM33 108H35V107H33ZM32 108V109H33ZM45 108V107H44ZM107 108H105V109H107ZM117 108V107H116ZM115 108V109H116ZM117 108V109H118ZM124 108V109H123ZM176 108V109H175ZM10 109V108H9ZM9 109H8V112H9ZM18 109V108H17ZM24 109H25V107H24ZM24 109H20V110H22V112L24 111ZM41 109V108H40ZM139 108H137V110H138ZM258 109V110H257ZM6 110H7V108H6ZM6 110H4L3 109V111H4V113L6 112ZM16 110V109H15ZM27 110V109H26ZM25 110V111H26ZM29 110V109H28ZM27 110V111H28ZM42 110H43V108H42ZM103 110H104V112H103ZM111 110V109H110ZM141 110V109H140ZM139 110V111H140ZM153 110V109H152ZM178 110V111H177ZM261 110V111H262ZM1 112V114L2 115H4V113H3V111L2 110H0ZM26 111V112H27ZM107 111H109V110H107ZM132 111H136V110H132ZM16 112V111H15ZM14 112V113H15ZM26 112H23V113H25V117H27L28 115H26ZM37 112V111H36ZM40 111H38L37 113H39ZM98 112V111H97ZM97 112H95V114L97 113ZM99 112V113H100ZM142 112V111H141ZM7 113V112H6ZM11 113V114H12ZM20 112H18V113H15V114H19ZM41 113V112H40ZM39 113V114H40ZM62 113V112H61ZM94 113V112H93ZM92 113V114H93ZM114 112H113V110H112V114H113ZM140 113V112H139ZM8 114V113H7ZM7 114H6V116H7ZM42 114H43V111H42ZM100 114V115H101ZM172 114H174V113H172ZM254 114H255V112H254ZM10 115V114H9ZM8 115V116H9ZM41 115V114H40ZM94 115V114H93ZM97 116H99L98 115V113L96 114ZM114 115H113V118H114ZM136 115V114H135ZM134 115V118H137L138 116H135ZM145 115V113H143V115H142V117ZM157 116H158V114H156ZM160 115V114H159ZM169 115H171V113L169 114ZM169 115H167V116H169ZM175 115H176V113H175ZM177 115V116H178ZM13 116V115H12ZM16 116V115H15ZM14 116V117H15ZM37 116H39V115H37ZM43 116L45 117V115L43 114ZM42 116V118H44ZM110 116H111V114H110ZM146 116V115H145ZM41 116H39V118H40ZM46 117H47V113H46ZM45 117V118H46ZM62 117H64V116H62ZM91 117H93V116H91ZM139 117H141V116H139ZM170 117V116H169ZM252 117V116H251ZM250 117V118H251ZM0 118H2V117H0ZM4 118V117H3ZM8 118V117H7ZM10 118V117H9ZM38 118V117H37ZM38 118V119H39ZM67 118V116L65 117V118H63V119H66ZM95 118V117H94ZM97 118V117H96ZM99 118V117H98ZM104 118V117H103ZM103 118H99V120L98 119H94V121H97V123H96V125L94 124V123H91V124H93V125H95V128H94V130H93V128H92V130H91V132H92V137L94 136V137H96V136H98L99 135V132H100V130H102L104 133H105V131L104 130H106L107 129V127H106V122L108 123V120L107 121H105V119L103 120ZM110 118V117H109ZM112 118V117H111ZM110 118V119H111ZM112 118V119H113ZM145 118V117H144ZM147 118V117H146ZM145 118V119H146ZM150 117H148L147 119H149ZM175 118V119H176ZM6 119V118H5ZM14 119V120H13ZM20 118H17L16 117V119L15 118H10L9 120H7V121H9V122H7L6 124L4 123V127L3 128H6L7 129V131H9V130H11L12 128H14V127H16V126H13L14 124H13V122L15 121V120H19ZM21 119H23V117L21 118ZM31 119V118H30ZM58 119H59V121H58ZM127 120H128V118H126ZM147 119H146V121H147ZM161 119V118H160ZM253 118H251V120H252ZM25 120H26V118H25ZM114 120V119H113ZM132 119H130V121H131ZM135 120H137V123H138V121L140 120V119H135ZM143 120V119H142ZM151 120V119H150ZM250 119H249V121H251ZM3 121V120H2ZM5 121V120H4ZM22 121V120H21ZM24 121V120H23ZM35 121H36V119H35ZM38 122L40 121V120H37ZM36 121V122H37ZM44 121H46L45 119L43 120V122ZM68 121V122H69ZM103 121H105V123L103 122ZM130 121H129V123H130ZM132 121H134V120H132ZM1 122V121H0ZM6 122V121H5ZM37 122V123H38ZM42 121H40L39 123H38V127L39 126H41L42 125V123H43ZM47 122V121H46ZM46 122H45V124H46ZM61 122V121H60ZM92 122V121H91ZM136 122V121H135ZM149 122V121H148ZM151 122H152V120H151ZM155 122V121H154ZM176 122H177V120H176ZM175 122V123H176ZM181 122V123H180ZM1 123H3V122H1ZM26 123H28V122H26ZM37 123H34V124H37ZM125 123V122H124ZM128 123V124H129ZM134 123V122H133ZM153 123V122H152ZM151 123V124H152ZM248 123V124H247ZM13 124V125H12ZM17 124V123H16ZM15 124V125H16ZM18 124L20 125V123L18 122ZM25 124V123H24ZM33 124V125H34ZM68 124V123H67ZM66 124V121H65V124L64 125H66V126H68ZM112 123H110V125H111ZM119 124V123H118ZM123 124V123H122ZM121 124V125H122ZM126 126H128L127 125V121H126ZM130 124H132V123H130ZM148 124V123H147ZM1 125V124H0ZM26 125V124H25ZM51 125H48V126H51ZM114 125V124H113ZM119 126V127H122V126ZM138 125V124H137ZM139 125H142V123L140 124L139 123ZM154 125V124H153ZM1 126H3V124L1 125ZM0 126V127H1ZM13 126V127H12ZM28 126H31V125H29L28 124ZM109 126V125H108ZM115 126H117V124L116 125H114V126H111V127H108V130H106L107 132L108 131H110L112 134H114V135H112L111 134V136L109 137V136H106L105 137V135L103 136V138H105L106 140L108 139V137H109V139H108V141H103V143L101 144V142L102 141H100V140H102V139H100V138H102V135L104 134L103 132V134H101V137H100V135L98 136V137H100V138H98V139H100L99 140V142H100V144H99V142L96 140V143L98 142V144L99 145H97L96 146V144H95V142H93L94 144H95V146H96V148H92L90 151L87 149L88 147H90V143H92V142H90V140L89 141H87V142H90L88 145V147L86 148V150H88V151H86V156H85V158H84V160L85 159H87V158H89V157H93V156H95L96 157V154L98 153L99 155L95 158V160L94 161H92L86 168H85V171L83 172V173H80L79 171H77L76 172V174L77 173H79V174H77L75 177L73 176V178H71V179H67L68 181H60L59 180V178L61 177V175H59V176H57V175H54V176H56L55 177V179L53 180V181H51L53 184H56V182L58 183L56 186H55V188L54 189H51L53 192H51L50 194H47V195H45V197H44V199H43V201H42V203H41V205L38 207V208H36L34 211H33V214H34V216H36V218H40V219H45V216L46 217H48V216H52L53 214H54V216H56L55 214H65V216H66V218L67 217H69V213L72 211L71 209L74 207V205L77 203V202H75L74 200V196H76V195H82V196H86L88 193H90L89 191L91 190V188L94 186V185H96V183H97V176H99V175H102L104 172H107L109 175L110 174H112V173H109V171H105V170H107L109 167H111V165L112 164H114V161H117L118 160V158L122 155V154H124V152L125 153H128V152H126V150H127V142L129 143V140H128V138H130L131 137V135L133 134V133H131V132H134V130H131L132 128L134 129V127H135V125H134V127H133V124L132 125H130L132 128L131 129H129V126L128 127H124L123 129H125L126 128V130H127V128L129 129L128 130V133L125 135L124 133H123V135H125V136H122L121 134H119V135H117V133L118 132H116V133H114V131H115V128L116 129H118L119 127H115ZM143 126V125H142ZM156 126H159L158 124H156ZM162 126V125H161ZM10 127H12L11 129H9L8 130V128H10ZM34 127L36 128V125L35 126H32V129H34ZM43 127V126H42ZM42 127H41V129H42ZM92 127V126H91ZM106 127V128H105ZM172 127V126H171ZM178 127V128H177ZM25 128V127H24ZM28 127L26 126V129H27ZM62 128H65V127H61V132H62V134H63V130H62ZM90 128V127H89ZM103 128H105L104 130H103ZM136 128H137V126H136ZM139 128H140V126L138 127V130H139ZM161 128V127H160ZM6 129H0V130H2V131H4L3 133H6ZM16 129H19V128H16ZM16 129H15V131H16ZM31 128H29V129H27L26 131H28V130H30ZM37 129V128H36ZM119 129H121V128H119ZM143 129V128H142ZM159 129V128H158ZM158 129H156V127H155V129H152V130H147V132H146V134H145V136L147 135V137H149L153 132L152 131H156V130H158ZM168 129H170V126H169V128ZM173 128H171V130H172ZM246 129V132H245V134L244 135H240V132L238 131V130H245ZM13 130V129H12ZM11 130V131H12ZM44 130V129H43ZM47 129H45V131H46ZM125 130V131H126ZM136 130V129H135ZM2 131L0 132L1 134H3L2 133ZM14 131V132H15ZM17 131H20V130H17ZM25 130H24V132H26ZM31 131V130H30ZM38 131V130H37ZM32 132L29 136L28 135H24L25 133L23 132V130H22V132L24 133H22L24 136V138L23 137H21L22 138V140L23 139H26L27 137V142H25L27 145H28V148L31 150H33L35 147H36V145L39 143V141H41V137H43L42 135H40L39 134V132ZM88 131V130H87ZM117 131V130H116ZM121 131H122V129H121ZM124 131V130H123ZM141 131V130H140ZM151 131V132H150ZM173 131H175V130H173ZM106 132V133H107ZM136 132H137V130H136ZM143 132H144V130H143ZM143 132H141L142 133V135H144L143 134ZM166 132V131H165ZM169 132V131H168ZM20 133V132H19ZM18 133V134H19ZM43 133H45L44 131H43ZM49 133V132H48ZM60 133V130H59V132H58V134ZM86 133H90V132H86ZM119 133H120V131H119ZM164 133V132H163ZM8 134V133H7ZM7 134L5 135V136H7ZM13 134V133H12ZM28 134V133H27ZM47 134V133H46ZM61 134V133H60ZM65 133H64V135H66ZM74 134V133H73ZM136 134V133H135ZM174 134V133H173ZM9 135H10V131H9ZM17 135V134H16ZM21 135V134H20ZM68 135V136H69ZM78 135V134H77ZM83 135H81V137H83ZM88 135V134H87ZM107 135H110L109 134V132H108V134ZM134 135V134H133ZM140 135V134H139ZM4 138H5V136H4V134L2 135ZM1 135H0V137H2ZM12 136H15L14 134L12 135ZM11 136V137H12ZM18 136V135H17ZM17 136H15L16 138H18ZM25 136H27L26 138H25ZM48 136V135H47ZM51 136V137H52ZM56 136L57 135H55V137H54V139H56ZM59 136V135H58ZM57 136V137H58ZM63 136V135H62ZM68 136H64V137H67V139H70V137H71V140H74V138L72 137V135L68 138ZM76 136V135H75ZM79 136V135H78ZM77 136V137H78ZM88 136H90V135H88ZM137 134L134 136V137H136L137 138ZM169 136V135H168ZM168 136H167V133H165V134H163L162 135V137H161V142H156V143H154V144H152V146L147 150V154L149 155V154H152V155H157V150H159V148H161V145L162 144H164L165 145V141H167V139L166 138H168ZM8 137V136H7ZM14 137V138H15ZM51 137H46L47 138V140L49 139V138H51ZM61 137V136H60ZM59 137V138H60ZM77 137H75V139L77 138ZM80 137V138H81ZM84 137H86V135L84 136ZM143 137V136H142ZM44 138V137H43ZM62 138V137H61ZM60 138V139H61ZM73 138V139H72ZM79 138V137H78ZM97 138V137H96ZM139 138V137H138ZM137 138V139H138ZM179 138V137H178ZM3 139V138H2ZM1 139V140H2ZM9 140H7V141H9L10 142V140L11 139H13V137L12 138H8ZM53 139V138H52ZM58 139V138H57ZM66 138H65V140L68 142V141H70V140H67ZM84 139V138H83ZM87 139V138H86ZM88 139H90V138H88ZM104 139V140H105ZM135 139V138H134ZM166 139V140H165ZM181 139V138H180ZM19 140V139H18ZM17 140V141H18ZM21 140V141H22ZM43 140V139H42ZM45 140V139H44ZM77 140V139H76ZM92 140V139H91ZM95 140V139H94ZM169 140V139H168ZM182 140H183V138H182ZM181 140V141H182ZM4 141V140H3ZM13 141V140H12ZM16 141V140H15ZM16 141V142H17ZM46 141V140H45ZM59 141V140H58ZM57 140H56V142L57 143H59ZM61 142L63 141V139H61L60 140ZM65 141V142H66ZM144 141V140H143ZM143 141H142V143H143ZM23 142V143H24ZM43 142V141H42ZM50 142H51V140H50ZM64 142V143H65ZM66 142V143H67ZM78 142V141H77ZM80 142H84V140L82 141V140H80ZM183 143H184V141H182ZM14 143V142H13ZM21 143V142H20ZM54 143V142H53ZM56 143V144H57ZM66 143H65V145H66ZM71 143H72V141H71ZM79 143V142H78ZM86 142H84V145H86L85 144ZM141 143V144H142ZM167 143V142H166ZM168 143H170V141L168 142ZM173 143V142H172ZM8 144H10V143H8ZM18 144V143H17ZM16 144V145H17ZM46 144H48V142L46 143ZM46 144H44L43 143V146H46ZM50 144V143H49ZM47 145V146H50V145ZM61 144H63V143H61ZM70 143L68 142V145H69ZM73 144H74V142H73ZM73 144H70L71 146H73ZM140 144V143H139ZM138 144V145H139ZM190 144V145H191ZM2 145V144H1ZM15 145V144H14ZM14 145H12L13 147H15ZM21 145V144H20ZM51 145H52V143H51ZM60 145V144H59ZM69 145V146H70ZM78 145V144H77ZM76 145V146H77ZM112 145V146H111ZM143 145V144H142ZM167 145H169V144H167ZM6 146H8V145H6ZM42 145H40L39 147H41ZM53 146H55V145H53ZM57 146H58V144H57ZM56 146V147H57ZM62 146V145H61ZM60 146V147H61ZM68 146V147H69ZM79 146H80V143H79ZM128 146H129V144H128ZM139 146H141V145H139ZM189 146V145H188ZM0 147H2V146H0ZM18 147H19V144H18ZM25 147H26V145H25ZM38 147V148H39ZM56 147L55 148H53V149H56ZM59 147V148H60ZM65 147H67V146H65ZM67 147V148H68ZM85 147V146H84ZM134 147H136V146H134ZM133 147V148H134ZM138 147V146H137ZM146 147H148V146H146ZM163 147V146H162ZM165 148H164V150L165 149H167L166 148V145L164 146ZM168 147H170V146H168ZM10 148V147H9ZM17 148V147H16ZM37 148V147H36ZM43 148V147H42ZM47 148V147H46ZM66 148V149H67ZM74 151H76V149L78 148V146H77V148L76 149H74L75 147L73 146V147H71ZM145 148V147H144ZM177 148V147H176ZM190 148H191V146H190ZM195 148H193L192 150L195 152ZM27 149V148H26ZM41 149V148H40ZM48 149H49V147H48ZM61 150H64V149H62V147L60 148ZM59 149V150H60ZM131 149V148H130ZM136 149V148H135ZM138 149V148H137ZM178 149V148H177ZM195 149V150H194ZM11 150V149H10ZM10 150H7V148H6V150H5V152H3V150L2 151H0V152H2L1 154H3V153H6V155H7V151L9 152ZM31 150V151H32ZM43 150V149H42ZM49 150H51V149H49ZM129 150V149H128ZM133 151H134V149H132ZM144 150V149H143ZM163 150V149H162ZM161 150V151H162ZM170 150H172L171 152H173V148H171ZM29 151V150H28ZM30 151V152H31ZM37 151V150H36ZM44 151V150H43ZM45 151H47V150H45ZM52 151V150H51ZM55 151V150H54ZM53 151V152H54ZM57 152H58V147H57V150H56ZM130 151V150H129ZM138 151V150H137ZM136 151V152H137ZM12 152V151H11ZM10 152V153H11ZM38 152V151H37ZM42 152V151H41ZM56 152V153H57ZM61 152V151H60ZM64 152V151H63ZM68 152H69V148H68ZM71 152H72V150H71ZM141 152H142V150H141ZM167 152H169V151H167ZM176 152H178V151H176ZM179 152H180V150H179ZM198 152H199V150H198ZM39 153H40V151H39ZM38 153V154H39ZM44 153V152H43ZM59 153V152H58ZM163 153V152H162ZM161 153V154H162ZM196 153H197V151H196ZM236 153H239L240 155H242L243 156V158L245 159V161L247 162V164H248V166H249V172H248V174L247 175H245V174H242L240 171H239V169L236 167V165H235V163H234V158H233V156H234V154H236ZM12 154V153H11ZM25 154V153H24ZM34 154V153H33ZM46 154V159L49 157V154H48V151H47V153H45ZM47 154H48V157H47ZM60 154V153H59ZM144 154H145V152H144ZM159 154V153H158ZM169 154V153H168ZM174 154V153H173ZM172 154V159H173V157H174V155ZM179 154V153H178ZM185 154V153H184ZM4 156H5V154H3ZM32 155V154H31ZM37 155V154H36ZM41 155V154H40ZM44 155V154H43ZM51 155V154H50ZM52 155H54V153H52ZM58 155V154H57ZM56 155V156H57ZM65 155V154H64ZM68 155H69V153H68ZM127 155H129V153L127 154ZM134 155V154H133ZM180 156L179 157H182L181 156V154H179ZM198 155V154H197ZM204 154L202 153V155L201 156H203ZM2 156V155H1ZM9 156V155H8ZM34 156V155H33ZM45 156V155H44ZM60 156V155H59ZM58 156V157H59ZM123 156V155H122ZM125 157H126V155H124ZM139 156H140V150H139ZM143 156V155H142ZM150 156V155H149ZM6 157V156H5ZM36 157V156H35ZM38 157H39V155H38ZM42 156H40L39 158H41ZM57 157V158H58ZM61 157H63V155H61ZM65 158H66V156H64ZM130 157V156H129ZM129 157H126V159L127 158H129ZM136 157V156H135ZM137 157H138V155H137ZM146 157H148V156H146ZM169 158H170V155L168 156ZM176 157H177V154H176ZM186 157V156H185ZM3 158V157H2ZM38 158V159H39ZM43 158V157H42ZM60 158V157H59ZM58 158V159H59ZM122 158V157H121ZM133 158V157H132ZM132 158H131V160H132ZM140 158H141V156H140ZM144 158V157H143ZM151 158V157H150ZM157 158V157H156ZM165 158V157H164ZM163 158V159H164ZM178 158V157H177ZM177 158H175V160L177 159ZM183 158V157H182ZM206 158V157H205ZM4 159V158H3ZM49 159V158H48ZM51 159V158H50ZM60 159H63V158H60ZM91 158H89V159H87V161H89ZM125 159V158H124ZM133 159H135V158H133ZM137 159V158H136ZM136 159H135V161H136ZM161 160V158H158V160ZM166 159V158H165ZM179 159V158H178ZM178 159H177V161L176 162H178ZM181 159V158H180ZM41 160H44V158L43 159H41ZM64 160V159H63ZM62 160V161H63ZM123 160V158L120 160L121 161V163H117V164H122V161ZM130 160V159H129ZM138 160V159H137ZM140 160V159H139ZM138 160V161H139ZM144 160H146V159H144ZM147 160H148V158H147ZM158 160H155V161H158ZM169 159H167V161H168ZM185 160V159H184ZM183 160V161H184ZM186 160H189L188 158L186 159ZM3 161V160H2ZM34 161H36L35 159H34ZM38 161H40V160H38ZM38 161H36L37 163H38ZM45 161V160H44ZM47 161V160H46ZM54 162L56 161V159L55 160H53ZM52 161V162H53ZM119 161V162H120ZM137 161V162H138ZM149 161V160H148ZM147 161V162H148ZM165 161V160H164ZM163 161V162H164ZM172 161V160H171ZM171 161H169V162H166L165 161V164H162L163 162H162V160L160 161V162H162L161 164H162V166H160V167H158V169L157 170H155L154 171V173H152V175L150 174V173H148V174H150L151 176H149V177H147V178H149L148 179V181H145V182H147L146 184L148 185V191L147 192H145L146 191V188H144L143 186V188H144V190L145 191H143V190H139V192L140 191H143V192H145L144 194L145 195H143L142 193V196H140L141 194H139V193H137V194H135V196H133V197H136V195H138L139 194V200H137L136 202H138L139 201V203L138 204H136V202H133V200H132V202L131 203H133V205L130 203V205H131V207H133V208H135L136 207V210L137 209H139V208H141V207H144V205H145V208H147V207H149V211H150V207H151V202H152V200H153V198H157L158 196H160V195H162L165 199H168V198H166V197H170V199H171V195H174V194H172V193H175L174 192V190H173V188H174V181H175V179H173V177L175 176V174L177 173V171H175V174H174V176L172 177V178H169L168 177V171H169V169H170V167H171V164H172V162ZM174 161V160H173ZM190 161V160H189ZM33 162V161H32ZM53 162V164L55 165V163ZM58 162L59 161H57V164H58ZM128 162H130V161H128ZM128 162L126 163V165L128 166V168H129V165H128ZM171 162V163H170ZM175 162V161H174ZM192 161H190V163H191ZM35 163V162H34ZM40 163H41V161H40ZM43 163V162H42ZM134 163V162H133ZM132 163V164H133ZM144 163H146V162H144ZM158 163H159V161H158ZM184 163V162H183ZM182 162H181V164H183ZM185 163H187V165H190L189 164V162H186L185 161ZM2 164V162L0 161V165ZM44 164V163H43ZM47 164V162L45 163V165ZM49 164H51V162L49 163ZM56 164V165H57ZM143 164V163H142ZM157 163L155 162V165H156ZM23 165V164H22ZM29 165V164H28ZM27 165V166H28ZM38 165H39V163H38ZM37 165V166H38ZM56 165H55V167H56ZM133 165H136V164H133ZM148 166H149V164H147ZM158 165V164H157ZM173 165V164H172ZM174 165H175V163H174ZM173 165V166H174ZM186 165V166H187ZM20 166V165H19ZM26 166V167H27ZM31 166V165H30ZM36 166V167H37ZM44 166V165H43ZM60 166V165H59ZM115 166V165H114ZM113 166V167H114ZM132 166V165H131ZM148 166H146V167H148ZM152 166H153V164H152ZM168 166H169V168H168ZM175 166H177V164L175 165ZM179 166H181L180 164H179ZM179 166H177V167H179ZM185 166V165H184ZM190 166H193V164L192 165H190ZM189 166V167H190ZM17 167H18V165H17ZM24 167V166H23ZM25 167V168H26ZM35 166L33 167V163H32V167H30V168H33V170H28V169H26V170H20V171H17V169H14V170H12V172L14 171L15 172V170H16V172H17V175L15 176V175H13V176H15V180L17 181L16 183L18 184V182H20L19 184H23V183H21V182H25L24 183V185L25 184H27L26 183V181H28L29 179H28V175H29V173L30 172H35V174H36V171L38 172L39 170H41L40 169V167H39V170H34V168L35 169H37ZM52 167V166H51ZM54 167V166H53ZM123 167V166H122ZM121 167V168H122ZM126 167V166H125ZM133 167V166H132ZM137 167V166H136ZM145 167V168H146ZM155 167H157V166H155ZM194 167V166H193ZM196 168H197V166H195ZM0 168H3V167H0ZM16 168V167H15ZM19 168V167H18ZM21 168V167H20ZM29 168V167H28ZM46 168H48V167H46ZM83 168V169H84ZM118 169H119V167H117ZM116 168V169H117ZM127 168V167H126ZM127 168V169H128ZM135 168V167H134ZM176 168V167H175ZM180 168V169H179ZM178 169V171H182L184 168H183V166H182V168L181 167H179ZM187 168L188 167H186V171H184V173L185 172H187L188 170H187ZM50 168H48V170H49ZM52 169H54V168H52ZM112 169V168H111ZM115 169V170H116ZM118 169H117V171H118ZM142 169V165L140 164L139 166H138V172L140 171ZM144 169V168H143ZM152 169H153V167H152ZM2 170V169H1ZM0 170V171H1ZM42 170H43V167H42ZM55 170V169H54ZM109 170V169H108ZM114 170V171H115ZM122 170V169H121ZM125 170V169H124ZM148 170H150L149 169V167H148ZM147 170V171H148ZM172 170V167H171V169H170V171ZM174 170H177V169H174ZM174 170L173 171H171V172H174ZM193 170V169H192ZM197 170V169H196ZM198 170H200V168L198 169ZM211 170V169H210ZM44 171H45V169H44ZM49 171H51V170H49ZM57 171V170H56ZM111 171V170H110ZM137 171V170H136ZM142 171V170H141ZM141 171L139 172V174L141 173ZM169 171V172H170ZM182 171V172H183ZM195 171V170H194ZM194 171H193V173H194ZM42 172V171H41ZM46 172V171H45ZM55 173V171H52V173ZM112 172V171H111ZM116 172V171H115ZM115 172H114V174H115ZM123 172V171H122ZM125 172H127V170L125 171ZM125 172H123V174L125 173ZM130 172V171H129ZM133 172V171H132ZM170 172V173H171ZM188 172H191V169L188 171ZM200 172V171H199ZM202 172V171H201ZM1 173V172H0ZM10 173V172H9ZM39 173V172H38ZM42 173H44V172H42ZM42 173H40V175L42 174ZM48 173H50V172H48ZM48 173H46V174H43L44 176L45 175H47ZM128 173V172H127ZM134 173V172H133ZM144 173H146V171H144ZM183 173V174H184ZM193 173H192V175H193ZM11 174V176H12V173H10ZM34 174V173H33ZM34 174V175H35ZM56 174V173H55ZM58 174V173H57ZM118 174V173H117ZM122 174V175H123ZM188 174H190V173H188ZM198 174V173H197ZM196 174V176H199V175H197ZM203 174H205V173H203ZM1 175H3L2 173H1ZM0 175V176H1ZM33 175V176H34ZM52 175V174H51ZM75 175V174H74ZM113 175V174H112ZM127 175V174H126ZM133 175V174H132ZM136 175V174H135ZM138 175V174H137ZM147 175V174H146ZM181 175H182V173L180 174V176L177 174V176H179L180 178H181ZM191 175V176H192ZM201 175H202V173H201ZM201 175H200V178H201ZM6 176V175H5ZM10 175H8L7 177H9ZM12 176V179L10 178H8L9 180H14V177ZM31 176V175H30ZM43 176V178L45 179V177ZM53 176V175H52ZM53 176V177H54ZM103 176V175H102ZM120 176V175H119ZM148 176V175H147ZM172 176V175H171ZM183 176V175H182ZM188 176V175H187ZM195 176V175H194ZM207 176V175H206ZM205 176V177H206ZM2 177H4V176H1L0 177V179L2 178ZM36 177V176H35ZM38 177V176H37ZM37 177H36V179H37ZM40 177V176H39ZM52 177V178H53ZM104 177H106V175L104 176ZM113 177V176H112ZM116 177V176H115ZM126 176H124V178H125ZM131 177V176H130ZM141 177H142V175H141ZM186 177V176H185ZM185 177L183 178V179H185ZM190 177V176H189ZM203 177V176H202ZM5 179H6V177H4ZM4 178H2L3 180L1 181V183H3V181H5L4 180ZM30 178V177H29ZM31 178H33V177H31ZM51 178V177H50ZM100 178H102V177H100ZM99 178V179H100ZM108 178H110V177H108ZM122 178V177H121ZM121 178H120V180H121ZM129 178V177H128ZM135 178V177H134ZM133 178V179H134ZM140 177H138V179H139ZM146 178V179H147ZM187 179H189L188 177H186ZM199 178V179H200ZM204 178V177H203ZM34 179V178H33ZM35 179V181H37ZM40 179H42V177L40 178ZM106 179V178H105ZM115 179H119V178H114V182L115 181H117V180H115ZM187 179H185V181L187 180ZM196 179V178H195ZM202 179V178H201ZM200 179V181H202ZM210 179V178H209ZM209 179L207 178V180L209 181ZM211 179H213V178H211ZM174 180V181H173ZM196 180H198V179H196ZM204 180H206V179H204ZM206 180V181H207ZM7 181V180H6ZM10 181V182H11ZM30 181H31V179H30ZM29 181V183L28 184H30L31 185V182L33 181H31L30 182ZM34 181V182H35ZM38 181H40V183H41V180H38ZM37 181V182H38ZM119 181V180H118ZM117 181V182H118ZM122 181V180H121ZM131 181H133L134 182V180H131ZM138 181V184L136 183V185H138L137 187H139V185L142 183L141 182V179L140 180H137ZM177 181V180H176ZM182 181V180H181ZM181 181H180V184H181ZM184 181V182H185ZM211 181V180H210ZM8 182V184H9V181H7ZM7 182H5L6 184H7ZM14 183H15V181H13ZM34 182H32V184L34 183ZM36 182V184H38ZM124 182V181H123ZM130 182V181H129ZM145 182H143L142 184H144V185H146L145 184ZM179 182V181H178ZM187 182V181H186ZM185 182V183H186ZM205 182V181H204ZM212 182H213V180H212ZM13 183V184H14ZM122 183V182H121ZM132 183V182H131ZM177 183V182H176ZM175 183V184H176ZM185 183L183 184V185H185ZM215 183H216V180H215ZM221 183V182H220ZM12 184V183H11ZM35 184V183H34ZM36 184H35V186H36ZM109 184V183H108ZM114 185H115V183H113ZM125 184H127V181L125 182ZM135 183H133V185H134ZM179 184V183H178ZM180 184H179V188H180ZM204 184H206V183H204ZM204 184L202 183V186H204ZM209 183L207 182V185H208ZM211 184V183H210ZM217 184H219L218 182L216 183V185ZM16 185V184H15ZM24 185H23V188H24ZM116 185H118V184H116ZM146 185V186H147ZM186 185H187V183H186ZM6 186V185H5ZM4 185L3 186H1V187H5ZM33 186V185H32ZM34 186V187H35ZM112 186V185H111ZM119 186H121V184L119 183ZM122 186H123V183H122ZM129 186H130V184H129ZM132 186V185H131ZM176 186V185H175ZM221 186V185H220ZM12 187V186H11ZM10 187V184H9V188L7 187V188H3L2 190L3 191H5L6 192V190H8V189H12ZM17 187H19V188H21V186H18L17 185ZM17 187L15 188L14 187V185H13V188H15V189H13V190H16L17 189ZM29 187H31V186H29ZM105 187H108V186H105ZM104 187V188H105ZM117 187V186H116ZM128 187V186H127ZM135 187V186H134ZM186 187V186H185ZM27 188V187H26ZM99 188H101L100 186H99ZM103 188V187H102ZM109 188V187H108ZM118 188V187H117ZM120 188V187H119ZM130 188V187H129ZM136 188V187H135ZM178 188V187H177ZM183 188H184V186H183ZM183 188H182V190H183ZM218 188V189H217ZM224 188V187H223ZM224 188V189H225ZM4 189H6V190H4ZM25 189V188H24ZM33 189V188H32ZM32 189H30V190H32ZM111 189H112V187H111ZM113 189H114V187H113ZM112 189V190H113ZM124 189H126V185H125V187H124ZM131 189H132V187H131ZM181 189V188H180ZM185 189V188H184ZM221 191H220V190ZM224 189H223V191H224ZM9 190V191H10ZM22 190V189H21ZM101 190V189H100ZM99 190V191H100ZM105 190H106V188H105ZM112 190H107L108 192L106 193L105 191V193L106 194H110L111 193V195L112 194H114L115 192H116V190H114V191H112ZM128 190V189H127ZM130 190V189H129ZM129 190H128V192H129ZM178 190V189H177ZM181 190V191H182ZM12 191V190H11ZM11 191H10V193H11ZM18 191H20L19 189H18ZM18 191H16V192H18ZM119 191H120V189H119ZM124 191V190H123ZM123 191H121V192H123ZM229 190H227V192H228ZM13 192V191H12ZM15 192V193H16ZM50 192V191H49ZM48 192V193H49ZM121 192H119V195H120V193ZM132 192V191H131ZM177 192V191H176ZM183 192H186L185 190H183ZM8 193V192H7ZM15 193H13V194H15ZM95 193V192H94ZM123 193H127V192H123ZM123 193H122V197H123ZM130 193V192H129ZM178 193H180V192H177V194ZM182 193V192H181ZM1 194H2V192H1ZM6 193H3V195H0V197L2 196V198L3 197H8V196H10L9 194H7V195H5ZM75 194V195H74ZM91 194V193H90ZM106 194H105V196H106ZM133 194H134V192H133ZM132 194V195H133ZM184 194V193H183ZM229 194V193H228ZM5 195V196H4ZM100 195V194H99ZM98 195V196H99ZM110 195V197H112ZM116 195V194H115ZM126 195H128V194H126ZM126 195H124L125 197H126ZM175 195H176V193H175ZM174 195V196H175ZM180 195V194H179ZM13 196L14 195H12L11 194V197L13 198ZM70 196H72V197H70ZM94 196H96V195H94ZM105 196L103 195L102 197H104L105 198ZM114 196V195H113ZM117 196V195H116ZM130 196V195H129ZM174 196H172V197H174ZM80 197V196H79ZM78 197V198H79ZM101 197V196H100ZM107 197H108V195H107ZM109 197V198H110ZM119 197V196H118ZM132 197V198H133ZM161 197V196H160ZM175 197H178V195L177 196H175ZM175 197H174V200H175ZM183 197H186V195L185 196H183ZM9 198V197H8ZM73 198V199H72ZM76 198H77V196H76ZM97 198V197H96ZM95 198V199H96ZM104 198H103V200H104ZM113 198V197H112ZM116 198V197H115ZM121 198V197H120ZM120 198H117V199H119L120 201H121V199ZM124 198V197H123ZM127 198V197H126ZM164 198H162V199H164ZM179 198H180V196H179ZM5 199V198H4ZM10 199V198H9ZM82 199V197L80 198V200ZM94 199L93 198V195L91 194L90 195V199H86L87 201H85V202H87V204H89V202L88 201H92V200ZM98 199H102V198H98ZM108 199V198H107ZM106 199V200H107ZM116 199V200H117ZM135 199V198H134ZM137 199V198H136ZM158 200L160 199V198H157ZM183 199V198H182ZM188 199V198H187ZM8 199H6V200H3V201H7ZM78 200V199H77ZM99 200V201H100ZM103 200H101V201H103ZM109 200V199H108ZM108 200H107V202H108ZM111 200V199H110ZM127 200V199H126ZM161 200V199H160ZM159 200V201H160ZM176 200H177V198H176ZM183 200H185V198L183 199ZM235 200V199H234ZM3 201H2V203H3ZM73 201L75 202V204H73ZM82 201V200H81ZM97 201V200H96ZM95 201V202H96ZM101 201H100V203H101ZM114 201V199L111 201V202H113ZM165 201H167V200H163V203L165 202ZM179 201H180V199H179ZM236 201V200H235ZM107 202L105 203V204H107ZM119 202V201H118ZM124 202V201H123ZM158 202V201H157ZM156 202V203H157ZM170 202V201H169ZM174 202V201H173ZM172 202V200H171V202L170 203H173ZM181 202V201H180ZM78 203H81L80 201L78 202ZM76 204V211H77V209H78V211H79V208L78 207H81V209H82V206H84L85 207V205H79V204ZM108 203H110V201L108 202ZM129 203V202H128ZM155 203V202H154ZM153 203V206L155 205ZM159 203H161V204H159V206L160 205H163L162 204V201L161 202H159ZM167 203V202H166ZM166 203H164V204H166ZM169 203V204H170ZM176 203V202H175ZM238 203V202H237ZM92 204V203H91ZM94 204V203H93ZM102 204H104V203H102ZM114 204H116L115 202H114ZM127 203H125V205H126ZM150 204V205H149ZM234 204H236V203H234ZM101 205V204H100ZM109 205V204H108ZM110 205L112 206V203H110ZM117 206H119V203H117L116 204ZM125 205H123V206H125ZM129 205V206H130ZM137 205V206H136ZM149 205V206H148ZM167 206H168V208H169V205L168 204H166ZM166 205H163V207H166ZM171 205V204H170ZM182 205V206H183ZM241 205V204H240ZM92 206V205H91ZM94 206V205H93ZM104 206V205H103ZM111 206H109L108 208H111ZM115 206V205H114ZM114 206L112 207V208H114ZM117 206H115L116 208H117ZM123 206H119V208L120 207H122L123 208ZM128 206V205H127ZM159 206H157V207H159ZM172 206V205H171ZM171 206H170V208H171ZM173 206H174V203H173ZM233 208H232V207ZM243 206V207H244ZM83 207V208H84ZM105 207V209L107 210L108 208H106L107 207V205L106 206H104ZM96 208H97V206H96ZM103 207L101 206L99 209L100 210H98V209H95V210H97V211H95V210H93V209H91V207H90V209L91 210H86V209H88V207L86 206L84 209H83V211L85 212V210H86V212L84 213V215L83 216H80L79 214H77V213H75V214H77V215H79L81 218H78L77 219V221L75 222V224L71 227L72 228V230L70 231V232H68V234L66 233V237H64V238H66V241L68 240V241H72L74 238H75V234L73 233V232H75V231H77V230H86V229H88V228H91V226H93V225H95V224H99V223H101L102 221L104 222V219L105 218H107L106 216L107 215H105V213H107V212H105L103 209H102ZM111 208V209H112ZM116 208L115 209H113V210H116ZM152 208V207H151ZM160 208V210H161V207H159ZM167 208V207H166ZM166 208H163V210H166ZM173 208V207H172ZM131 209V208H130ZM157 210H158V208H156ZM190 209V210H189ZM226 209V210H225ZM110 210V209H109ZM109 210H107V211H109ZM170 210H172V209H170ZM170 210H168L167 212L169 213V211ZM179 210H181V209H179ZM77 211V212H78ZM82 211V212H83ZM117 211V210H116ZM131 211V210H130ZM148 211V212H149ZM153 210H151V212H152ZM188 211V212H187ZM110 212V211H109ZM112 212H114V211H112ZM123 212V211H122ZM132 212V211H131ZM145 212H146V209H145ZM150 212V213H151ZM154 212V211H153ZM160 212V211H159ZM159 212H156V213H159ZM162 212H164V211H162ZM162 212H161V214H162ZM166 212V213H167ZM175 212V213H176ZM220 212H222V213H220ZM72 213H73V211H72ZM79 213V212H78ZM80 213H81V210H80ZM117 213V212H116ZM167 213V214H168ZM172 213V212H171ZM174 213V212H173ZM180 213H181V215H180ZM202 213V214H201ZM83 214V213H82ZM109 214V213H108ZM112 214V215H111ZM110 214V216H113V215H115V214H113V213H111ZM152 214V215H151ZM151 214H149V213H144V217L143 218H141L142 220H140V219H137V222H135V223H132L131 225V228L133 227H135L134 228V230H136L135 232H136V234H137V229H139V232L141 231L140 229H143L144 227H146L147 225H149V224H151L152 223V220L155 218V216H154V218L153 217H151V216H153V213H151ZM161 214L160 215H158V218L159 217H161ZM170 214V213H169ZM199 214H201L200 216H199ZM73 215H74V213H73ZM72 214H71V216H73ZM77 215H74V217L75 216H77ZM105 215V216H104ZM117 215V214H116ZM151 215V216H150ZM165 215V213L163 214V216ZM253 215H255L256 216V219H258V220H256L255 218H254V216ZM109 216V215H108ZM120 216H122V215H120ZM119 216V217H120ZM169 217H171L170 215H168ZM197 216H199V217H197ZM31 217H33V215L31 216ZM44 217V218H43ZM63 217H64V215H63ZM62 217V218H63ZM105 217V218H104ZM117 217V216H116ZM119 217L117 218V219H119ZM157 217V216H156ZM165 217H166V215H165ZM161 218L160 219V221L162 220V222H163V220H165L166 218ZM169 217H167V218H169ZM175 217V214H173V216L171 217L172 219H170L169 218V220H173V218ZM49 218V217H48ZM51 218V217H50ZM49 218V219H50ZM53 218H57V217H53ZM61 218V217H60ZM109 218H111V217H109ZM130 218H131V215L129 216V220H130ZM153 218V219H152ZM176 218H178L177 216H176ZM198 218V219H197ZM9 219V218H8ZM64 219V218H63ZM62 219V220H63ZM76 219V218H75ZM103 219V220H102ZM113 219V218H112ZM116 218H114V220H115ZM116 219V220H117ZM197 219V220H196ZM10 220V219H9ZM11 220H13L12 218H11ZM10 220V221H11ZM31 220V219H30ZM34 220V219H33ZM51 220V219H50ZM52 220H55V219H52ZM67 220V219H66ZM65 219H64V221H66ZM72 220V219H71ZM105 220H107V219H105ZM109 220H111V219H109ZM115 220V221H116ZM138 220H139V222H138ZM166 220H168V219H166ZM164 221V222H167V221ZM168 220V222H170ZM8 221V220H7ZM36 221H37V219H36ZM36 221H34V222H36ZM47 220H45L44 222H46ZM57 221V220H56ZM68 221H69V219H68ZM154 221V222H155ZM174 221V220H173ZM173 221H172V223H171V225L173 224ZM27 222V221H26ZM33 222V221H32ZM38 222V221H37ZM39 222H40V220H39ZM38 222V223H39ZM41 224H43V221L41 220ZM47 222H50V221H47ZM59 222H60V219H59ZM72 222V221H71ZM73 222H74V220H73ZM102 222V223H103ZM117 222H119V221H117ZM151 222V223H150ZM167 222V224H170V223H168ZM23 223V222H22ZM21 223V224H22ZM29 223H30V221H29ZM51 223V222H50ZM49 223V224H50ZM66 223V222H65ZM113 223H114V221H113ZM24 224V223H23ZM31 224V223H30ZM33 224V223H32ZM47 224V223H46ZM52 224V223H51ZM56 224L58 225V222H56ZM62 224V223H61ZM66 224H68V223H66ZM118 224V223H117ZM25 225H28L27 223L25 224ZM24 225V226H25ZM39 225V224H38ZM53 225V224H52ZM63 225V224H62ZM112 225H115V224H112ZM153 225H156V224H153L152 223V226ZM164 225H166L165 223L163 224V226ZM171 225H169L168 226V229H171L170 228V226ZM198 225H200V228L199 227H197ZM18 226H20V228L22 227V230H23V227L24 226H21L20 224L19 225H17V228H18ZM28 226H30V225H28ZM27 226V227H28ZM33 226H34V224H33ZM41 226V225H40ZM40 226H38L39 228H40ZM43 226H44V224H43ZM54 226L56 227V225L54 224ZM162 226V225H161ZM194 226V227H193ZM16 227V226H15ZM36 228H37V224H36V226H35ZM34 227V228H35ZM50 228V229H52V227H50L49 225H47V227L46 228ZM61 227H63V226H61ZM61 227H58V228H60L61 229ZM127 227V226H126ZM150 226H148L147 228H149ZM154 227V226H153ZM167 227V226H166ZM193 227V228H192ZM26 228V227H25ZM30 228V227H29ZM28 228V229H29ZM43 227H41V229H40V231L41 230H43L42 229ZM49 228H48V230H49ZM84 228H86V229H84ZM132 228V229H133ZM146 228V229H147ZM158 228V227H157ZM190 228L191 229H193L190 233H189V235L187 234H185L184 232H186V233H188V230H190ZM196 228H199V230L196 232ZM44 229H45V226H44ZM59 229V230H60ZM131 229V230H132ZM145 229V230H146ZM164 229H167V228H165V227H163V230ZM171 229V230H172ZM25 230V229H24ZM24 230L22 231V234L24 233ZM36 230V233H37V229H35ZM126 230V229H125ZM130 230V229H129ZM129 230H127V231H129ZM130 230V231H131ZM147 230H149L150 231V229H147ZM152 230H154V229H152ZM160 230V231H159ZM33 231H34V229H33ZM40 231H38L39 232V234H40ZM47 230L45 229L44 230V232H46ZM54 231H56V230H54L53 229V232ZM127 231H125L127 234H129ZM129 231V232H130ZM168 231V230H167ZM166 231V232H167ZM16 232V231H15ZM19 232V231H18ZM26 232V231H25ZM31 232V231H30ZM43 232V231H42ZM49 232H50V230H49ZM52 232V233H53ZM132 233H133V231H131ZM145 232H148V231H145ZM172 232V231H171ZM174 232H172V233H174ZM20 234H21V232H19ZM28 233V232H27ZM55 233V232H54ZM53 233V234H54ZM65 233V232H64ZM63 233V234H64ZM123 233H124V230H123ZM125 233V234H126ZM141 233V232H140ZM142 233H144V229H143V232ZM29 234V233H28ZM28 234H26V235H28ZM32 235L34 234V236H35V233H31ZM46 234H48V233H46ZM45 234V235H46ZM52 234V235H53ZM62 234V235H63ZM124 234V235H125ZM179 234H178V236H179ZM185 234V235H184ZM38 235V234H37ZM44 235V234H43ZM65 235V234H64ZM63 235V236H64ZM68 235V236H67ZM123 235V236H124ZM130 235V234H129ZM17 236H18V234H17ZM16 236V237H17ZM20 236H22V235H20ZM29 236V235H28ZM42 236V235H41ZM51 236V235H50ZM54 236V235H53ZM61 236V235H60ZM126 236V235H125ZM135 236H137V235H135ZM134 236V233H133V238L135 237ZM165 236V237H164ZM178 236L175 238L176 240H178ZM181 236V235H180ZM179 236V237H180ZM33 236H31V238H32ZM38 237V236H37ZM103 237V236H102ZM102 237H100V238H102ZM127 237V236H126ZM128 237H131V236H128ZM167 237H168V235H167ZM168 237V238H169ZM20 238H22V237H20ZM31 238H28V239H31ZM33 238H35V237H33ZM121 238V237H120ZM124 238V237H123ZM139 238H138V241H139ZM180 238H182V237H180ZM27 239V240H28ZM36 239V238H35ZM60 239H62V238H60ZM94 239V238H93ZM97 239V238H96ZM129 239V238H128ZM131 239V238H130ZM165 239L167 240V242L164 244V245H162L161 247H160V251L158 252V254H157V256H151L150 254L152 253L150 250L153 248H155L156 246H160V244L163 242V240L165 241ZM183 239V238H182ZM182 239L181 240H178V241H180V243L182 242ZM184 239H185V237H184ZM183 239V240H184ZM32 240V239H31ZM31 240H29V242L31 241ZM64 240V239H63ZM62 240V241H63ZM98 241H99V239H97ZM97 240H95V243H96V241ZM114 240V239H113ZM122 240H124V239H122ZM135 240V239H134ZM133 240V241H134ZM175 240V242H177ZM38 241V240H37ZM41 241V240H40ZM39 241V242H40ZM43 241V240H42ZM65 241V240H64ZM92 241V240H91ZM94 241V240H93ZM130 241V240H129ZM128 241V242H129ZM135 241H137V239L135 240ZM5 242V244H6V242H8L7 240L5 241H3V243ZM26 242V241H25ZM28 242V243H29ZM34 242H35V240H34ZM59 243H60V241H58ZM125 242V241H124ZM160 242V243H159ZM11 243H13V242H11ZM11 243L9 242V244H10V246H11ZM28 243H26V244H24V245H22V248L20 249V250H22V252H23V254L24 253H26V252H30V251H32L33 249L31 248V247H29V246H27V244ZM32 243V242H31ZM30 243V244H31ZM36 243V242H35ZM35 243H34V245H35ZM131 243V242H130ZM23 244V243H22ZM39 244V243H38ZM56 244L58 245V247H54V249L53 250H51L52 251V253L53 254H58V255H60V251L62 252V250L60 249V246H62V245H64V244H58L57 242H56ZM55 243H54V245H56ZM66 245H68L69 244V242H68V244H67V242L65 243ZM91 244H93V243H91ZM112 245V246H115V245ZM123 244V243H122ZM176 244V243H175ZM178 244H179V242H178ZM177 244V245H178ZM13 245H15L16 246V243L15 244H13ZM19 245V244H18ZM21 245V244H20ZM33 245V243L30 245V246H32ZM37 245V244H36ZM35 245V246H36ZM60 245V246H59ZM66 245H64V247L66 246ZM93 245H95V244H93ZM123 245H125V244H123ZM5 246V245H4ZM7 246V248H8V245H6ZM173 246V247H172ZM33 247V246H32ZM41 247V246H40ZM53 247V246H52ZM84 247V246H83ZM91 247H92V245H91ZM178 247V246H177ZM176 246L174 247L175 249L177 248ZM181 247V246H180ZM5 248V247H4ZM34 248H36V247H34ZM86 248V247H85ZM159 248V247H158ZM8 249H10V248H8ZM8 249H6V250H8ZM32 249V250H31ZM50 249H52V248H50ZM63 249V248H62ZM84 249V248H83ZM83 249H82V251H83ZM152 249V250H153ZM179 249V248H178ZM184 249V250H183ZM2 250H5V249H2ZM36 250V249H35ZM34 250V251H35ZM174 250V249H173ZM37 251V250H36ZM79 251H81V249L79 250ZM81 251V252H82ZM85 251V250H84ZM106 251V250H105ZM150 251V253H148ZM156 251V250H155ZM155 251H153V252H155ZM158 251V250H157ZM156 251V252H157ZM14 252H16V251H14ZM20 252V251H19ZM21 252V253H22ZM33 252V251H32ZM31 252V253H32ZM46 252H48L49 253V251H45V253ZM86 252V251H85ZM88 252H89V250H88ZM87 252V254H90V253H88ZM118 252H120V251H118ZM118 252H117V255H118ZM155 252V253H156ZM3 253H4V251H3ZM7 253V252H6ZM5 253V254H6ZM10 252H8V254H9ZM18 253V252H17ZM21 253H19V254H21ZM47 253V254H48ZM51 253V252H50ZM50 253H49V255H50ZM83 253V252H82ZM7 254V255H8ZM14 254V253H13ZM43 254V253H42ZM84 254V253H83ZM82 254V255H83ZM104 254H106V253H104ZM120 254V253H119ZM130 255L131 257L129 258V256L128 255ZM45 255V254H44ZM43 255V256H44ZM79 255V254H78ZM86 255V254H85ZM83 256L84 258L87 256ZM148 255H150V256H148ZM11 256H14V255H12L11 254ZM20 256H22V255H19V257ZM51 256H53L52 254L50 255V257ZM79 256H81V255H79ZM103 256V255H102ZM147 256L149 257V258H147ZM46 257V256H45ZM90 257V256H89ZM111 257V256H110ZM18 257H17V255H16V259H17ZM47 258V257H46ZM45 258V259H46ZM102 258V257H101ZM112 258L110 259V260H108V261H111L112 260ZM128 258V259H127ZM15 259V260H16ZM20 259V258H19ZM22 259H24V258H22ZM86 259H87V257H86ZM85 261V259H83L82 258V261ZM50 261V260H49ZM51 261H52V259H51ZM105 261V260H104ZM54 262V261H53Z\"/></svg>",
	"mask_w": 264,
	"mask_h": 264
},
{
	"label": "rangeland",
	"instance_id": "374dc122",
	"mask_svg": "<svg viewBox=\"0 0 264 264\" xmlns=\"http://www.w3.org/2000/svg\"><path fill=\"white\" fill-rule=\"evenodd\" d=\"M5 0H3L2 1V3H1V5H0V12H1V6H3L2 4H4L5 2H4ZM48 1V2H47ZM68 1H69V3H68ZM124 1H126V0H27V2H28V4L29 5H25V4H23V3H26V1L25 0H23V2L21 1V3H20V5H25V8H27L26 9V11H25V14H27L26 16L28 17V16H30V15H32V14H30L32 11V7H34L35 9H34V11L32 12V13H34V12H36V14L37 15H39V14H41V15H44V17H41V15H39L40 17H41V19H43L44 21H46L47 19H48V24H47V22H46V24L45 25H47V27H49L48 29H47V27L45 28V26L43 27V29L45 30V31H43V29L41 30V31H38V30H40L41 28H39L38 30H37V33H38V36H41L42 34H43V32L45 33V34H48V35H46L45 36V34H43L44 36H42V37H39V42H41L42 43V41L40 40V39H44L43 40V45H45V40H46V42H47V45H45V46H43L41 43H39L41 46H42V48L43 49H48V50H51L52 48H55V45H56V48L55 49H57L58 48V46H57V43L59 42L58 41V39H51V35L53 34V33H55V32H62L61 34L62 35H64V36H66V38L65 39H67V40H65V41H67V42H69V43H72L73 45H71V47H70V50H68V49H66L65 51L69 54H67V53H65V51H62V52H64V53H62L61 51V53L58 55V56H56L57 57V59H56V57H55V61H54V59L53 60H51V63H53V64H51L50 62H48V67L49 68H46L47 66L45 65V67H44V69H46V71L44 70H35L34 68H31V70H34V71H36V74L39 72H42V73H44V74H41L40 73V75H39V73L37 74L39 77L41 76L42 78H43V80H42V78L40 77H37V75H36V78H39L38 80H39V83H38V85H41L39 88H40V90L38 91V85H37V87H35L34 89H32V91L30 90H28L29 92H28V94L27 93H24L22 96L23 97H21L22 98V100L20 101V102H27V100H28V104L30 105V107H35V108H31L30 109V107H29V105L28 104H26L27 105V107H26V105H23L24 103H19V102H17V103H19V104H17V103H15L14 105H15V108H13L14 109V112L15 113H18V112H20L18 115L17 114H15L14 112L12 113V111H11V108L12 107H14V105L12 104V106L11 105H9L8 107L10 108H8V107H6L7 108V110H6V108H5V106L7 105L6 103L3 105L2 103H4V102H2L1 101V106L3 107V109L4 110H6V112L8 113H4V111H3V109L1 108V106H0V110H2L3 111V113H4V115H2L1 113H0V117H2V118H0V121L1 122H3V123H1L0 122V124L2 125L3 124V126H1L0 127V129H6V128H3L4 127V123L6 124L7 122H9L10 120V118H15L16 119V117L17 118H20L19 120H15L14 122H13V126H16V127H14V128H12V127H10V128H8V130L9 129H11V130H9L10 131V135H9V131H7V129H6V133H3L4 131H2V130H0V132L2 131V133L4 134V136L7 134V136H5V138L2 136L3 134H1L0 133V135L2 136V137H0V146H2V147H0V151H2L3 150V152H5V150H6V148H7V150H10L9 152L7 151V155H6V153H3V154H5V156L3 155V154H1L2 152H0V161L2 162V164L0 165V167H3V168H0V172L3 174V175H1V173H0V175L1 176H4V177H6V179L4 178V177H2V178H4V180L5 181H3V183H1V181L3 180L2 178L0 179V195H3V193H6L5 195H7V194H9L10 196H8V197H6L5 195V197H3L2 198V196L0 197V264H5V262H8V261H15V259H16V255H17V259L16 260H44V261H51V259H52V261H58V260H65V259H69V258H71V259H76V260H81L82 261V258L83 259H85V261H97V262H101V261H107V262H110V264H114V263H111V262H113L114 260H113V258H114V256L116 255V256H118L117 258H119L120 256H121V254H122V250L124 251V254H125V250H127V248H128V246H131L132 245V243L133 242H135V243H138V242H140L141 240H143L144 238L143 237H145L146 236V234L148 235V234H150V233H153L152 231H158V229L160 228V227H162V228H160V230L161 231H165V233L166 234H164V235H166V238L167 239H170L171 237H169V236H171L172 235V237H173V235H175L176 236V234H177V236H178V234L179 233H177L178 232V227L175 229L174 227L176 226V225H178L179 223H176L178 220H179V218H180V216L178 215L179 214V211L180 212H182V208L181 207H185L183 204H185V203H183L182 201H184V202H186L187 204L190 202V200L191 199H187L186 197H183V196H185L186 195V192H183V190H185L186 191V187L185 186H187L186 185V183H188V180L189 179H187L186 177H188V178H191V177H195L196 179H198V181L201 183V187H204V186H202V183L204 184V183H206L207 184V182L209 183L208 184V186H209V188L211 189V188H213L214 186L215 187H218V188H220L219 190L221 191V193L223 192V194L225 193L226 194V197H228L229 195L231 196H229L228 198H229V200H231V202H233V204H232V206L234 207V208H236V206L235 205H237V207H240V208H245V206L244 205H242L243 203H241V201L234 195V193L230 190V189H228L227 187L225 188V186H224V184L222 183V181L221 180H219V177L216 175V173H214V171H213V169L211 168V160L208 158V156L206 155V153H205V151L203 152L202 150H200V149H198V147H197V149L195 148L196 146L195 145H193V144H187L188 143V141H187V139L185 140V138L184 137H182V136H179V135H181V132L179 131L180 130V125H178L177 123H179L178 122V120L179 119H177V118H180L179 117V115H178V112H172V111H175V110H168L170 113H171V115H169L170 113H168V112H166V113H164L165 115V117L167 118L168 117V120H170V119H173V117H177L176 119L174 118L173 119V123H172V125H171V120H170V124L168 123V125H166V127H165V123H164V121H162L163 119H162V115H161V113H159V112H156L155 113V109H154V107H152V106H150L151 104H150V102H149V98L147 97V96H142V95H140L141 93H140V91H138V86H136L135 84H132L131 82L128 84L126 81V79L123 77V79H125L126 81H124L123 79H122V77L120 76V75H123L121 72H122V68L124 67V65L121 63V65H120V62H118V64H116L117 66H119V69L118 70H116L115 69V67H113V72H112V64L111 65H109L108 63L110 62L109 60H107L106 59V61L104 60V58H105V56H106V49L108 50V49H112V50H108L109 52H115L114 51V49H115V47L117 46V49H116V51H118V52H120L119 50H124L125 51V49H123V48H125V47H127V49L129 50L130 48L132 49L133 47L135 48L136 47V45L138 46V44H139V46L140 47H138V49H140L141 47H144V44H145V47L146 46H149V47H146V49H149V51H150V49H152V47L151 46H153V48L154 49H156V47L157 46H155V44L158 42H161L162 40H163V38L165 39V44H167V45H165V49H167V52L168 51H171V52H168L169 54H171V55H173V56H179L180 55V50L184 53V51H185V54H187L185 57H184V59H185V67H188V62H189V64L191 63L192 65H193V61H191V59L190 58H194L195 56H196V58L198 57H200V56H197V55H204L203 53L205 52V54L207 53V52H209V50L206 52L204 49L205 48H207V49H209L208 48V46H211L212 45V43L214 44V45H216L215 46V48H220L221 49V51H222V55L220 56L221 58H223L224 59V56L225 57H227V60L229 59V60H232V59H234L235 60V58H236V56H237V53H238V49L237 48H235V45H237L238 46V48H239V45L241 44V37H243V35H244V32L246 31V30H243V29H247L249 26L248 25H250L251 23H253V21H254V23H255V21L257 22V20L259 21V22H261L262 21V19L264 20V14H262V12L264 11L263 9H264V6L262 5V4H264V0H257L256 2H257V5H256V2H254V0H252V1H250V4H249V0H245V1H243V0H240V1H242V2H239V0H233V2H232V0H230V2H229V0H228V2L227 1H225V0H223V2H222V0H217V2H218V4H219V2H221V4H223L222 6L220 5H218V4H216L217 2H215L214 0H212L211 2H213V3H211L210 4V8H211V10L213 9V6H215V4H216V6H215V9H213V10H216V13L218 12L219 14H220V12L223 10V13H222V17H220V15L219 16H217L218 15V13L216 14V17H214L215 16V13H213V12H215V11H213L212 10V15H214L213 17L214 18H216V19H218V21H217V23L218 24H220L219 25V27L218 26H216V25H218V24H216V21H215V19L214 18H212V16H211V18L215 21V26H214V22H213V20L211 19V20H209V24L207 25V27L208 26H211V22L213 23L212 24V26L210 27V29H209V31L207 32L206 31V25L203 27L204 29H202L201 30V33H200V31H199V33L200 34H198V35H201V37L202 38H200V37H196L195 35L193 36V33L191 34V33H187L186 31H185V26H186V24H184L183 25V27L181 28L182 30H183V28H184V30H183V32H184V34H186L185 36L187 37L186 38V40H189L190 41V43L188 44V46L190 45V44H192V42L194 43V44H192V45H190L189 46V48L191 47V49H189L188 47H187V49H184V48H182L183 46L182 45H180V44H178V42L180 41V39H182V38H184L185 39V37L183 36L184 34H183V32H182V30L180 31V29H177L175 26L176 25H179L178 24V22H180V21H183L184 23L186 22V21H188V17L189 16H191V14H194V11H196L197 9V4H196V1L197 0H181V2H180V4L179 5H177L176 6V9L174 10V8H172L171 9V12H169L170 11V8H168V6L167 5H165L166 4V1L165 0H162L163 2H161L160 0H144V1H140L139 2V5L142 3V4H146V5H144V6H141L140 5V7L138 6V5H136L135 3H137L138 4V0H137V2H136V0H134V3H133V1H130V0H127L128 2H131V3H128L127 1H126V3H128V5L129 6H127V4L124 2ZM156 1V2H155ZM160 1V2H159ZM184 1V3H185V7H184V3H182ZM192 1H193V3H192ZM234 1H236V3H235V5H238V6H236V8H234V7H232V5L233 6H235L234 5ZM238 1V2H237ZM122 4H121V3ZM144 2V3H143ZM146 2V3H145ZM147 2L149 3V2H152V3H154L152 6H150V7H152V8H148L147 7ZM194 2H195V4H194ZM243 2L245 3V2H247V6H249V7H247L245 4H243ZM252 2V3H251ZM253 2L255 3V5L253 4ZM263 2V3H262ZM32 3V4H31ZM59 3V4H58ZM61 3L63 4L62 6H61ZM68 3V4H67ZM152 3H149V4H152ZM155 3H156V5H155ZM159 3V4H158ZM165 3V4H164ZM226 5H225V4ZM228 3H229V5H228ZM231 3V4H230ZM241 3V4H240ZM258 3H260V5L258 4ZM27 4V3H26ZM30 4H31V8L30 7H28V6H30ZM124 4H126V5H124ZM133 6H131V5ZM158 4V5H157ZM162 4V5H161ZM183 6H182V5ZM122 5V6H121ZM136 5V6H135ZM160 5V6H159ZM188 5V6H187ZM195 7H194V6ZM217 5L219 6V9L217 8ZM228 5V6H227ZM252 5V6H251ZM121 6V7H120ZM125 6H127V7H125ZM131 6V8H129ZM156 6V7H155ZM159 8H161V9H163V11L162 12H160V10L159 9H157L158 7ZM163 8H162V7ZM164 6H166L167 8H165V10L166 11H164ZM190 6V7H189ZM226 7V8H223V7ZM239 6H241V7H239ZM96 7V9H93V8H95ZM118 7H120V8H118ZM125 7V8H124ZM138 7H139V9H141V7L143 8L141 11H143V12H145L147 9H146V7L149 9V10H151L150 12H148V11H146L147 13H143V12H141V11H139V12H137L136 14H141V13H143V14H141V15H139L138 14V18L137 17H135V13L134 12H136L137 10H139L138 9ZM155 7V8H154ZM178 7V8H177ZM180 7V8H179ZM183 7V8H182ZM228 7H230V8H228ZM232 7V8H231ZM237 7L239 8V9H237ZM257 7V8H256ZM258 7L260 8L259 9V11H258ZM262 7H263V9H262ZM21 8V9H20ZM24 8V7H23ZM25 8H24V10H25ZM29 8V9H28ZM38 10H37V9ZM123 8V9H122ZM126 8H127V11H126V13L125 12H123V11H125L126 10ZM134 8V9H133ZM220 8H222L221 9V11H219L220 10ZM245 8H247V11H246V9ZM249 8H252V11H248V10H251V9H249ZM253 8L256 10L255 11V14H254V12H253ZM92 9L94 10V11H92ZM98 9V10H97ZM117 10V9H119L118 11L119 12H121L120 11V9L121 10H123L122 12L123 13H125V14H123L122 12V14H123V17L121 16V14H119V16H121V17H119L118 16V14H117V11H115L114 12V10ZM129 9H132V10H129ZM144 9H145V11H144ZM184 9V10H183ZM227 9V14L229 13V11H230V13L229 14H232V15H229L228 14V16H226V19H225V16H224V13L226 14V12L224 11V10H226ZM229 9V10H228ZM234 9V10H233ZM262 9V10H261ZM19 10L21 11V12H19ZM19 10L17 9V12H16V14L15 15H19V17L17 16H15L14 14L13 15H11L10 17L12 18V16H13V19L11 20L10 19V17H9V21L11 22V23H13L12 21H14V24H11L9 21H8V18H6L7 16H5L3 19H1L0 18V22H1V25H0V29H3L4 27V29H9V27L10 28H12V29H9L8 31H3V30H0L1 32H0V39H1V41L2 42H4V44L3 43H1L0 42V46H2V47H0V52H2V53H5V51L4 50H6L7 49V51H6V53L3 55L2 53H1V55H2V57L0 58V60L2 61V58H4V60L6 59V54H10L9 56L10 57H12V59L10 58V57H7V59L9 58V59H11V60H14L13 58V51H16V48H18V50L17 51H22L21 53H23V51L24 50H26V51H24V53L26 52L27 53V48L25 49V47H24V49H23V46H26V43L28 42L29 43V39L27 38V40H26V36L28 35L27 34V31H28V29L31 27L30 25H28V24H30L29 23V21H26V20H28V19H30V17H28L27 19H26V17H24L25 16V14L23 13L22 14V6L21 7H19ZM30 10V11H29ZM97 10V11H96ZM113 10V11H112ZM154 10V11H153ZM159 11L161 14H163V16L159 13H157V11ZM178 12H177V11ZM181 10H183V13H182V11ZM186 10V11H185ZM192 10V11H191ZM194 10V11H193ZM218 10V11H217ZM244 10V11H243ZM40 11V12H39ZM95 12V13H92V12ZM128 11H130V12H128ZM155 11H156V14H158V17H157V15L155 14ZM173 11H175L174 12V14L172 15V14H170V13H173ZM181 11V12H180ZM188 11V12H187ZM237 12V15H236V12ZM241 11V12H240ZM242 11H243V13H245L244 15H243V13H242ZM246 11V12H245ZM258 11V12H257ZM19 12V13H18ZM27 12V13H26ZM30 12V13H29ZM37 12H39V14L37 13ZM42 12V13H41ZM109 12H112L111 14L112 15H110V13ZM118 12V13H119ZM127 12H128V14H127ZM133 12V14H130V13H132ZM164 12V13H163ZM231 12H234V13H231ZM18 13V14H17ZM21 13V14H20ZM108 13V14H107ZM114 13L116 14V16H118L117 18H119V19H122V20H119V19H117L116 18V16L114 15ZM152 15H151V14ZM155 14V16L157 17V18H155V16H154V14ZM166 13V14H165ZM167 13H169L168 15L169 16H173V17H169L168 18V16H166L167 15ZM178 13H180V14H178ZM185 13V14H184ZM186 13H187V15H189L188 17L186 16ZM188 13H190V14H188ZM239 13V14H238ZM242 13V14H241ZM248 13H250V14H248ZM251 13H252V15H251ZM256 13H258V14H256ZM264 13V12H263ZM130 14V15H129ZM148 14H150V15H148ZM165 14V15H164ZM177 14L179 15L178 17H176L177 16ZM236 15V17H233L234 15ZM7 15V14H6ZM114 15V16H113ZM129 15V16H128ZM148 15V16H147ZM181 15V16H180ZM183 15V16H182ZM246 15H248L247 17H249L250 18V16H251V19H249V18H245V16ZM254 15V16H253ZM261 16V20H260V16ZM15 16V17H14ZM110 16V17H109ZM111 16H112V18H111ZM126 16V17H125ZM131 16V17H130ZM139 16H141V17H139ZM145 16V18H146V20H149V23L151 22V21H153V22H155V23H157L158 22V20H161V19H163V18H165L166 17V19H170L171 18V20H173V21H171V20H167V22L166 21H163V22H161L160 21V23L158 24H156L155 25V23H152L151 22V24H149V25H147V22L145 23V21H144V18H142V17H144ZM149 16H150V18H149ZM154 16V19L152 18ZM187 18H186V17ZM256 16V17H255ZM24 19H26V20H24ZM39 17V18H40ZM116 19H115V18ZM129 17V20H130V18L132 19V17H133V20H128V19H126V18H128ZM160 17H163V18H161L160 19ZM176 17V18H175ZM181 19H180V18ZM243 17V18H242ZM256 19H255V18ZM19 18V19H18ZM114 18V19H113ZM125 18V19H124ZM139 18H140V22H141V20H142V24H143V26H142V24L140 25V22H139ZM148 18V19H147ZM172 18H174L175 19V21H174V19H172ZM179 18V19H178ZM186 18V20H184ZM190 18V17H189ZM221 18H223V19H225L224 21H222L221 20ZM239 18V19H238ZM252 18H254L255 20H253ZM16 19H17V22L18 23H20V24H17L16 23ZM20 19H22L23 21H21ZM110 19H113V20H110ZM151 19V20H150ZM153 19V20H152ZM156 19V20H155ZM245 19H247V22L245 21ZM3 20V21H2ZM42 20V21H43ZM120 21V22H116V21ZM126 20V22H124ZM155 20V21H154ZM219 20H221V22L222 23H220V21ZM238 20V21H237ZM244 20V21H243ZM250 20H251V22H250ZM4 21H5V23H4ZM20 21V22H19ZM115 21V22H114ZM123 21V22H122ZM133 21V23L136 21V22H138V23H136L137 25H139V26H137V25H135L134 24V26H132L133 24L131 23ZM211 21V22H210ZM242 21V22H241ZM23 22V23H22ZM26 22H28V24L26 23ZM51 22V23H50ZM113 22V23H112ZM182 22V23H183ZM237 22V23H236ZM240 22V23H239ZM244 22V23H243ZM247 24H246V23ZM264 21H262L261 23H263ZM2 23H3V25H2ZM18 26H24L25 27V30L23 29V31H22V28H24V27H21V30H20V28L19 27H17V25ZM45 23V22H44ZM116 23V24H115ZM118 23H120V25L118 24ZM124 23V25H122L121 26V24H123ZM125 23L127 24V26H128V24H129V26L130 27H132V28H129V26H128V28L129 29H131V30H129L128 28H126L127 26L125 25ZM145 23V24H144ZM166 23H168V24H166ZM169 23H172V24H174V25H172L171 24V27H170V24ZM239 23V24H238ZM243 23V24H242ZM258 23V22H257ZM8 24H10V25H8ZM22 24V25H21ZM24 24V25H23ZM110 24V25H109ZM132 24V25H131ZM154 24V25H153ZM229 24V25H228ZM232 24V25H231ZM244 24H246L245 26H247V27H245V26H242V25H244ZM264 24V23H263ZM262 24V25H263ZM4 25H7V26H9V27H7V26H4ZM49 25V26H48ZM114 25H116V26H114ZM120 26V28H122L121 30H120V28L118 29V27ZM144 25H145V27H144ZM235 25V26H234ZM236 25H238L237 27H236ZM239 25L241 26V27H239ZM3 26V27H2ZM15 26L17 27V28H15ZM51 26H53L54 28V30H52V28H51ZM118 26V27H117ZM124 26H125V28H124ZM137 26V27H136ZM149 27V28H151V26H154V28L155 29H153V27H152V29L150 30L149 28H146V27ZM163 26V27H162ZM167 27V29L166 28H164V27ZM236 27L238 30H239V32H235L233 29H235V28H233V27ZM251 26V25H250ZM7 27V28H6ZM114 27H117V29L116 28H114ZM142 27V28H141ZM212 27H214V30L213 31H211V28ZM216 27V28H215ZM218 27V28H217ZM242 27H244L243 29H242ZM16 30H14V29ZM140 29V30H138V32H137V29H136V31L134 30L133 31V29ZM162 28H163V30H162ZM172 28V29H171ZM174 28H176V29H174ZM209 28V27H208ZM228 28V29H227ZM240 28L242 29V32H241V30H240ZM262 28L264 29V25L262 26ZM17 29H18V32H17ZM46 29H47V31H46ZM55 29H57V30H55ZM127 29V31L128 32H126L125 30ZM144 30V33L143 34H140V33H142L143 31L142 30ZM147 29H149V30H147V32H146V30ZM160 30V31H162L163 32V34L161 33L160 35H156V33H155V36H154V32H152V30ZM168 29H169V31H168ZM171 29V30H170ZM216 29H219V31L217 30V32H218V34H217V32H215L214 33V31L216 30ZM227 30L228 32H226V31H224V30ZM237 29H235L236 31H238ZM12 30V31H11ZM14 30V31H13ZM20 30V31H19ZM48 30H50L49 32H48ZM52 30V31H51ZM105 30V31H104ZM112 30V31H111ZM115 30H117V32L115 31ZM119 30H120V32H119ZM208 30V29H207ZM222 30V31H221ZM25 31V32H24ZM53 31H55V32H53ZM108 31H110V32H108ZM124 31L126 32L125 34H128L129 33V31H130V35L128 34V35H125L124 34ZM131 31H133V34L131 33ZM141 31V32H140ZM165 31V32H164ZM167 31H168V34H166L167 33ZM174 32V33H172V32ZM203 31V32H202ZM204 31L205 32H207V33H204ZM224 31V32H223ZM244 31V32H243ZM6 32H8V33H6ZM13 32H15V33H13ZM20 32L22 33V35L20 34ZM41 32V33H40ZM53 32V33H52ZM99 32V33H98ZM102 32V33H101ZM114 32V33H113ZM145 32L147 33V34H145ZM170 32L172 33V34H170ZM179 32V33H178ZM180 32H181V35H180V37H182V38H179V34H180ZM213 33L214 34V37H217L218 35H219V33H220V35L222 36H218V38H215L214 39V37H213V35H211V33ZM231 32V33H230ZM2 33V34H1ZM10 33V34H9ZM25 33H26V35H25ZM41 35H40V34ZM94 33H96V34H94ZM106 33V34H105ZM110 33V34H109ZM119 33V35L117 36V34ZM123 35V36H125V37H123V38H126V41H125V39H122V37H119L121 34ZM137 33H139V38H141V35H142V38L141 39H139L138 38V36H134V34H136L137 35ZM151 34V36H153L152 38L153 39H155L156 40V42H155V40H153V42H152V38H150L151 36H149L150 34ZM223 33V34H222ZM226 33H230V34H232V36H231V39H230V41L228 40V42L225 44L224 43V45L221 43L222 42V38H224V36L226 35ZM237 33H239V34H237ZM241 33V34H240ZM242 33H243V35H242ZM3 34H4V37H2L3 36ZM12 34V35H11ZM18 34H19V36H18ZM97 34H98V36L99 37H96L97 39L98 38H102L103 40H98V41H96L93 37H95V36H97ZM105 34V35H104ZM107 34H109V35H107ZM115 35L113 38L115 39V40H117V44H116V42H114L116 45H114L112 42L110 43V41L109 40H111V36L110 35ZM145 34V35H144ZM165 34V35H164ZM174 34H175V36L176 37H173L174 36ZM225 34V35H224ZM229 34V35H230ZM2 35V36H1ZM5 35H7V37L5 36ZM10 37H9V36ZM50 35V36H49ZM95 35V36H94ZM100 35H102V37H100ZM121 35V36H122ZM144 35V36H143ZM146 35H148L149 36V38H148V36H146ZM162 35V36H161ZM163 35H164V37H163ZM206 37H205V36ZM212 36V39L210 40V41H208L210 38H211V36ZM234 35H236L237 37H238V35H240L239 36V39H240V41L238 40V38H237V40H233V39H236V37L234 36ZM15 36V37H14ZM24 37V39H23V37ZM106 36V37H105ZM136 37V39L133 37ZM178 36V37H177ZM205 37V39H204V42L206 41V42H208V43H210L211 41H215V42H211L210 44L211 45H207L208 43H202L203 44V46L205 47L204 49L202 48V44H201V40ZM210 36V37H209ZM228 36V35H227ZM7 39H6V38ZM9 37V38H8ZM45 37H46V39H45ZM50 37V38H49ZM108 37L110 38L109 40H108ZM119 37V42H118V39L117 38ZM145 37H147V38H145ZM157 37V38H156ZM160 37V38H159ZM163 37V38H162ZM170 37V38H169ZM173 37V38H172ZM192 37H196L195 39H193ZM235 37V38H234ZM12 38H14L15 40H17L18 42H16L15 40H13ZM18 38V39H17ZM29 38H30V36H29ZM94 39V41L96 42H92V40ZM120 38H121V40L122 41H125L124 43H125V45L122 43V41L120 40ZM135 39L134 40V42L136 41L138 44H136V42L134 43V44H132L133 43V40H131V39ZM160 39V40H157V39ZM173 40H175V41H172V39ZM197 38H198V40L199 41H197ZM219 38H221L220 40H219V42H218V44L219 43H221L222 44V46H223V49H222V46H220L219 47V45H217V40L219 39ZM4 39V40H3ZM9 39H11V40H9ZM19 39H21V40H19ZM22 39H23V41H22ZM49 39V40H48ZM51 39V40H50ZM92 39V40H91ZM131 42H129L128 40ZM145 39H146V41L148 40H151V41H149V42H145ZM166 39H168L170 42L168 43V40L166 41ZM171 39V40H170ZM217 39V40H216ZM13 40V41H12ZM63 40H64V37H63ZM104 40H106V42L104 41ZM109 42H108V41ZM113 40V39H112ZM111 40V41H112ZM140 40L141 41H143L141 44H140ZM178 42H177V41ZM193 40V41H192ZM196 40V41H195ZM8 41V43L9 44H7V43H5V42H7ZM20 41V42H19ZM21 41H22V44H21ZM48 41H49V43H48ZM51 41L53 42V41H58L57 43H54L53 42V44L51 43ZM102 41H103V44H100V43H102ZM128 41V42H127ZM139 41V42H138ZM181 41H183V40H181ZM203 41V40H202ZM231 41H233L232 43H231ZM10 42H13V44L12 43H10ZM97 42H98V44H100V45H98L97 44ZM100 42V43H99ZM105 42V43H104ZM121 42V43H120ZM151 42V43H150ZM163 42H164V40H163ZM197 42V43H196ZM198 42L200 43V44H198ZM230 42V43H229ZM239 42V43H238ZM16 45H15V44ZM22 45V50H21V45ZM27 43V44H28ZM60 43V42H59ZM92 43H93V45H92ZM111 45H110V44ZM127 43V44H126ZM130 43V44H129ZM146 43H149L148 45L146 44ZM155 43V44H154ZM175 43V44H174ZM216 43V44H215ZM229 43V44H228ZM239 45H238V44ZM5 44H6V46H5ZM18 44V45H17ZM38 44V45H39ZM49 44V45H48ZM94 44H97L96 46L94 45ZM105 44V45H104ZM108 44V45H107ZM114 46H113V45ZM120 45V48L121 49H119L118 50V46ZM151 44H154V45H151ZM164 44V43H163ZM170 44H171V46L173 45V46H176V44H178L177 46H178V48H176L175 49V47H174V49H173V47H172V49L171 48H168L167 46H170ZM4 45V46H3ZM12 45V46H11ZM89 45V46H88ZM93 46V47H91V46ZM103 45L105 46L104 48H103ZM106 45H107V48H106ZM129 47H128V46ZM135 45V46H134ZM143 45V46H142ZM157 45V44H156ZM196 47V51H198V53L199 52H202V54H198V53H195V54H197V55H191L192 53H194L193 51L195 50V47ZM197 45H198V47H199V49L197 48ZM199 45H201V46H199ZM214 45H212L211 46V48L213 47L214 48ZM226 45V46H225ZM229 45V46H228ZM16 46V47H15ZM28 47H29V45H27ZM26 46V47H27ZM48 48H47V47ZM54 46V47H53ZM94 46H95V48H94ZM99 46H100V48H103L102 50L105 52V53H103V51L102 50H100V48H99ZM123 46H125V47H123ZM194 47V49H193V47ZM207 46V47H206ZM218 46V47H217ZM236 46V47H237ZM263 47L262 48H264V41H263V45H262ZM8 47V48H7ZM19 47H20V49H19ZM45 47V48H44ZM51 47V48H50ZM73 47H75V49L73 48ZM77 47V48H76ZM89 47H90V49H89ZM109 47V48H108ZM110 47H112V48H110ZM114 47V48H113ZM144 47V48H145ZM161 46H158V48L157 49H159L158 51H160L161 50V48H160ZM164 46H162V49L164 50V48H163ZM181 47V48H180ZM200 47L202 48V50H204V52L203 51H200L201 49H200ZM224 47H225V49H224ZM229 49H228V48ZM2 48H4V49H2ZM9 48H12V50L10 49L9 50ZM15 48V49H14ZM41 48V47H40ZM94 48V49H93ZM98 50H97V49ZM132 49V50H129V52L126 50L125 51V53L127 54V56H125L126 54L124 53V51L122 52V54H120L121 56L120 57H122V58H125V61H129V63L131 62V64L128 66V68L131 70V75L134 77V75L135 74H139L140 72H141V67H138V66H136L135 64L136 63H138L139 65L140 64H143L144 63V58H145V55L146 54H148L146 51H148V50H146V49H140V50H138L137 49V47L135 48V49ZM180 48V49H179ZM214 48V49H215ZM236 49V50H232V49ZM1 49H2V51H1ZM71 49H74L76 52H77V54H75V56H76V58L75 59H78V60H80L81 58H80V56L82 57V58H84V59H86V60H88L89 62H90V64L94 67V69L97 67H99L98 69H99V72H98V69L96 68L95 70H96V72H97V74H100V75H102V74H105V75H103V76H106V77H108V79L110 80V84L113 86V87H111V85H110V87L113 89L114 87L115 88H117V91L119 92V95H120V92L121 93H124V94H121V96H120V98L122 99V100H118L116 103L118 104V106H117V104L115 103L114 105L112 104L113 103V100H112V98H111V93H110V95L108 94V92L106 93L105 91H107V90H100V88H102L101 87V85L98 83V80H97V78H96V80L97 81H94V83L96 82L97 83V86H100V87H98L99 88V90H98V88H97V86H95L96 85V83L93 85L92 83H91V87H87V88H89V89H86V90H90L89 91V94H90V92L92 93V98H91V96H90V100H89V104H88V107L90 108V105H92V107L90 108V110H89V112L91 113L90 114V125L87 127L88 129V131L86 130L85 132H83L84 133V135L83 134H79V132H69L70 133V135L68 136L67 134H66V128L68 129V127H70V121H69V118H68V116H71V114L70 115H65V114H63L65 111H66V113H70V112H68V111H70V110H68V109H66V108H63V107H65V103H62L61 102V104L60 105H62V109H63V111H62V109H60L61 111H60V115H61V117L59 116V119H61L60 121H59V119H58V121H59V123L61 124V123H63V125L61 124V127H65V128H62V130L64 131L63 132V134H62V132H61V127H59V129L57 130V133H55V134H53L54 135V137H55V135H59L58 137L56 136V139H54V137L52 136V134H51V129H50V127H52V125H51V123L53 124V121L52 120H50V116H49V111L48 110H46L47 109V107H46V103H49L48 101H50L53 97H54V94L52 95L51 93L52 92H54V88L52 89V87H55V82H56V85H57V83L61 80V78H60V80H59V77H58V80H55V79H57V78H55V77H57V76H55L54 75V78H52V76H53V70L55 69V68H57V65L58 64H61L62 63V61H63V63L66 61V58H67V61H69V59H70V62H73L74 64H71V65H75L76 63H79V61H77V62H74V61H76V60H74L73 58H74V54H72L74 51H72ZM77 49V50H76ZM157 49H156V51H157ZM168 49H170V50H168ZM206 49V50H207ZM226 49H228V50H226ZM231 49V50H230ZM9 50V51H8ZM52 50H54V49H52ZM93 50V51H92ZM95 50H97V51H95ZM134 50V51H133ZM145 50V52H143V51ZM176 51V54H175V51ZM179 50V51H178ZM187 50H188V52L190 53V54H188L187 53ZM190 50V51H189ZM211 50V49H210ZM213 50V49H212ZM229 50H230V52H229ZM12 51V52H11ZM69 51H72V53L71 52H69ZM79 51V52H78ZM81 51V52H80ZM101 51V52H100ZM107 51V53H109ZM133 53H132V52ZM136 51H138V53L136 52ZM139 51H140V53H141V55H140V53H139ZM142 51V52H141ZM148 51V52H149ZM178 51V52H177ZM225 51V52H224ZM232 51V52H231ZM11 52V53H10ZM30 52H32L31 50L30 51H28V53H30ZM93 52H94V54H93ZM96 52V53H95ZM100 52V53H99ZM118 52H115V54H118ZM136 52V54H134ZM174 54H173V53ZM228 52V53H227ZM71 53V54H70ZM97 53H98V55H97ZM102 53V54H101ZM131 53L133 54V55H135L136 57L134 58L133 57V55H131ZM143 53H145V54H143ZM223 53H224V55H223ZM233 53H235V55L233 54ZM32 54V53H31ZM30 54V55H31ZM62 54H64V56H62ZM66 54V55H65ZM85 56H84V55ZM99 54L101 55V57L103 56V55H105V56H103V58H100V59H102V60H100L99 59ZM129 54V55H128ZM139 54V55H138ZM228 54H232L231 56L230 55H228ZM0 55V56H1ZM67 55H68V57H67ZM108 55V54H107ZM123 55V56H122ZM188 55H190V56H192V57H190V56H188ZM230 56L232 59H230V57H228V56ZM234 55V56H233ZM4 56V57H3ZM26 56H27V54H26ZM60 56V58H58ZM61 56H62V58H61ZM98 56V57H97ZM128 56H130V57H128ZM141 56V57H140ZM144 56V57H143ZM181 56H183V54H181ZM194 56V57H193ZM29 57V56H28ZM71 57V58H70ZM86 57V58H85ZM132 57V58H131ZM147 57V56H146ZM69 58V59H68ZM90 60H89V59ZM128 58H130V59H128ZM141 58V59H140ZM183 58V57H182ZM196 58H195V60H196ZM5 60V63H4V60L1 62V64H3L2 65V68H3V70L5 69V73H7V74H5L4 73V71H3V76H1V80H0V82H1V84L4 86V83H5V85L9 82V80H8V82H7V80L6 79H8L9 77H8V72H10V70L11 69H13V67H15V60H14V62L12 63L10 60H9V62H8V60ZM59 59H60V61H59ZM64 59V60H63ZM71 59H73V60H71ZM131 59L134 61H131ZM134 59H137V60H134ZM138 59L139 60H141V61H138ZM143 59V60H142ZM188 61H187V60ZM226 59V58H225ZM99 60V61H98ZM103 60L105 61V63L103 62ZM124 60V59H123ZM194 60V62H196ZM53 61V62H52ZM59 61V62H58ZM93 63H92V62ZM137 61V62H136ZM171 61H172V59H171V57H166V56H160L159 57V59L157 58L156 60H155V58H154V60H152V64L150 65V66H154L155 68H156V66H157V64H159L160 65V63L162 64L163 63V65H161L160 67H157L156 69L157 70H159V71H165L166 73H168V74H170V69H167L165 66L167 65V64H169V63H171ZM8 62V63H7ZM54 62H56V63H54ZM57 62H58V64H57ZM122 62V61H121ZM141 62V63H140ZM15 63V64H14ZM104 63V64H103ZM107 63V65H108V67L105 65ZM13 64V65H12ZM155 64H156V66H155ZM190 64V66L192 67V65ZM52 65V66H51ZM56 65V66H55ZM78 65V64H77ZM97 65V66H96ZM104 65L106 66V67H104ZM148 65V66H149ZM96 66V67H95ZM110 66V67H109ZM190 66H189V68H190ZM219 66V65H218ZM126 67V66H125ZM111 69V71H109L110 69ZM120 68H121V71H120ZM150 68V67H149ZM48 69H49V71H48ZM262 69V68H261ZM260 69V70H261ZM6 70H7V72H6ZM31 70H28L27 71V69L25 68V69H23V71L25 72H23V71H20L22 74L21 75H19V77L20 78H22V75H24V77L25 78H22V79H30L31 78V76H29V74L28 73H33V72H31ZM50 70H51V72H50ZM56 70V69H55ZM54 70V71H55ZM216 70H217V68H216ZM216 70H212L211 72H213V73H216L217 71ZM26 71H27V73H26ZM115 71H120L119 72V74H117L118 72H116V73H114ZM216 71V72H215ZM46 72V73H45ZM48 72V73H47ZM49 72H50V75H49ZM104 72V73H103ZM47 76H46V75ZM165 74V73H164ZM7 75V77H5ZM26 75H28V77L26 76ZM34 75L35 74H33L32 75V77H34ZM45 76V77H44ZM116 76H120V78H118V77H116ZM249 76H251V75H249ZM249 76L247 77L246 76V79L248 80H246L245 82H246V84H248L247 85V87L248 88H245L244 87V90L245 91H248L247 89H249V87L251 86L250 84H249V80H250V82L252 81V79H250L249 78ZM257 76V75H256ZM4 77V78H3ZM47 77V78H46ZM49 77L51 78L50 80H49ZM158 77H160V79H158ZM166 78L167 76H166V74L165 75H157V77L155 78V80H157L158 79V81L159 80H162V78ZM46 78V79H45ZM5 80V82H4V80ZM46 81H45V80ZM48 79V80H47ZM120 79V80H119ZM3 80V81H2ZM41 80V81H40ZM108 80V81H109ZM129 80V79H128ZM155 80H154V82H155ZM35 81H37V80H35ZM48 81H49V83H48ZM92 81V82H93ZM114 83H113V82ZM123 81H124V84H126L125 86H124V84H122L123 83ZM42 82H43V84H42ZM44 82H45V84H44ZM122 82V83H121ZM126 82V83H125ZM145 82H148V83H145V85H144V87L145 86H148V87H151L152 88V83H150L148 80L147 81H145ZM48 83V84H47ZM51 83H52V85H54V86H52L51 87ZM150 83V84H149ZM50 84V85H49ZM80 84L81 83H79V86H78V84H77V86L76 87H82V86H80ZM115 84H116V86H115ZM43 85V86H42ZM120 87V88H118V86ZM130 85V86H129ZM250 85V86H249ZM2 86V87H3ZM126 86H128V87H130V88H128V87H126ZM131 86H133V87H131ZM136 88H135V87ZM74 88L71 92L70 91H67V92H65V95H64V93H61V97H60V95L58 96V98L60 97V99L62 98V101H64L65 99H67V98H70L69 96H71V97H74L77 93V88ZM94 89H96L97 91H100L99 93H101L100 95L99 94H94L93 95V92H92V90H94ZM36 88H38V89H36ZM114 88V89H115ZM151 88H147L149 91H150V93H148V94H151V92H155V90H157L155 87H153L152 89ZM81 89V88H80ZM82 89H83V87H82ZM119 89V90H118ZM122 89V90H121ZM132 89V91H130V90ZM135 89H137V90H135ZM37 90V91H36ZM51 90V91H50ZM96 90H94V91H96ZM133 90H135V91H133ZM76 91V92H75ZM78 91H79V89H78ZM149 91H147V92H149ZM25 92H27V91H25ZM36 92V93H35ZM49 92H50V94H49ZM69 92V93H68ZM73 92H75V95L73 96L72 94H73ZM104 92V93H103ZM117 92V93H118ZM134 92H135V94H134ZM165 92V91H164ZM163 92V93H164ZM33 93V94H32ZM66 93H68V95L66 96ZM71 93V94H70ZM95 93V92H94ZM139 93V94H138ZM47 94H49V96L51 97L52 96V98H49V96L47 95ZM70 94V95H69ZM106 94H108V95H106ZM126 94V95H125ZM140 96V97H137L138 95ZM146 94V93H145ZM33 95H34V97H35V99H32L33 98ZM98 95V96H97ZM123 95H124V97H123ZM25 96H28L29 97V99H30V97H31V100H29L27 97H26V100H25ZM56 96V95H55ZM57 96H56V99H57ZM67 97V98H65V99H63L64 97ZM94 96V97H93ZM96 96V97H95ZM99 96H102V98L106 101H104L105 102V104H106V106H105V104H104V110H106V114L105 115H107V114H109V117L111 118H113V115L115 114V112L117 111H119L120 109H122V107H125V105H127L126 106V108L128 107V105H129V103H128V100H129V102H130V104H132V105H129V107H132V110H136V111H132L131 110V112L130 113H132L133 114V117H131L132 115L130 114L129 115V117H126V118H128V120L125 118V120L127 121V125L129 126V129H131L132 127L130 126V125H132L133 124V127H134V125H135V127H134V129L132 128L131 130H134V132H131V133H133L132 135H131V137L130 138H128V140H129V143L127 142L126 144H127V150H126V152H128L129 153V155H127L128 153H125L124 152V154H122L119 158H118V160L117 161H114V164H112L111 165V167H109L107 170H105V171H109V173H112V174H108L107 172H104L102 175H99V176H97V183H96V185H94L92 188H91V190L89 191L92 195H93V200L92 201H88L89 202V204H87V202H85V201H87L88 199H90V193H88L86 196L84 195V196H82V195H76L77 196V198H76V196H74V201L75 202H81V203H78L79 205H85V207L87 206L88 207V209H86V210H91V209H93V210H95V209H98V210H100L99 208L102 206L103 208V210L105 211L106 209H105V207L104 206H106L107 205V207L106 208H108L109 206H111L110 205V203H112V206H111V208L115 205V206H117L116 204L117 203H119V206H123V205H125V203H127L125 206H123V208L122 207H120L119 208V206H117V208L114 206V208H108L107 210H109V211H105V212H107V213H105V215H107L106 217L107 218H105V219H107V220H105L104 219V222L102 223H99V224H95V225H93V226H91V228H88V229H86V228H84V229H86V230H77V231H75V232H73L76 236H75V238L72 240V241H66V238H64V237H66V233L68 234V232H70L71 230H72V226L75 224V222L77 221V219L78 218H81L80 216H83L84 215V213L86 212V210H85V212L83 211V209L85 208L84 206H82V209H81V207H78L79 208V211H78V209H77V211L79 212H77L76 211V204H75V202L73 201V204H75L74 205V207L71 209L72 211H73V213H74V215H77V214H81L80 216L79 215H77V216H75L74 217V215H73V213H72V211L69 213L70 215H69V217H67L66 218V216H65V214H55L56 216H54V214L51 216H48V217H46L45 216V219H40V218H36V216H34V214H33V211L36 209V208H38L40 205H41V203H42V201H43V199H44V197H45V195H47V194H50L51 192H53L51 189H54L55 188V186L58 184L57 182H56V184H53L51 181H53L54 179H55V177L56 176H54V175H57V176H59V175H61V177L59 178V180L60 181H68L67 179H71V178H73V176L75 177L77 174H79V173H77L76 174V172L77 171H79L80 173H83L84 171H85V168L92 162V161H94L95 160V158L99 155L98 153L96 154V157L95 156H93V157H89V158H91L89 161H87V159H89V158H87V159H85L84 160V158H85V156H86V151H90L93 147L94 148H96V146L97 145H99L100 144V142H99V140L100 139H102V140H100V141H102L101 142V144L103 143V141L105 142V141H108V139H109V137L111 136V132L110 131H108L109 132V134L110 135H107L108 134V132L106 131V130H108V127H111V126H114V125H116L117 124V126H115V127H119L122 123V127H119V128H121L122 129V131H121V129H116L115 128V131H114V133H116V132H118L117 133V135H119V134H121L122 136H125L127 133H128V128H127V130H126V128L125 129H123L125 126H126V121H117L116 122V120H115V115H116V117H117V114H115L114 115V120L111 118H109L108 117V115H107V117H105L104 116V114L102 115L101 114V110H95V111H93L94 109L93 108H95V104L94 103H96L95 102V99L96 98H98ZM104 96H105V98H104ZM150 96V95H149ZM161 96V95H160ZM160 96L158 97V98H160ZM46 97V98H45ZM50 99H48V98ZM107 97V98H106ZM108 97H110V101L109 100H107V99H109ZM93 101H92V100ZM124 99H127V104L125 103V102H123L124 101ZM132 99V100H131ZM25 100V101H24ZM59 99H57V101H58ZM32 101H35V102H32ZM38 101H40V102H38ZM47 101V102H46ZM119 101H121L120 103H119ZM126 101V100H125ZM132 101V102H131ZM148 101V102H147ZM30 102H32V103H30ZM51 102V101H50ZM58 102H60V101H58ZM109 103V105H108V103ZM110 102H111V104H110ZM35 103H37V106H36V104ZM93 103V104H92ZM133 103H135V104H133ZM146 103H149V104H146ZM44 104V106H42V105ZM65 104V105H64ZM124 104V105H123ZM146 104V105H145ZM23 105V106H22ZM32 105V106H31ZM34 105V106H33ZM39 105H40V107H39ZM49 105V104H48ZM64 105V106H63ZM109 107H108V106ZM115 105H116V107L118 108V107H120L119 105H123L122 107H120V108H116L115 107ZM134 105L136 106V109H135V107H134ZM19 106H21V107H19ZM114 106V107H113ZM262 106H264V105H262ZM261 106V107H262ZM18 109H17V108ZM23 107V108H22ZM24 107H25V109H24ZM37 107H39L38 108V110H37ZM45 107V108H44ZM49 107V106H48ZM108 107V108H107ZM128 107V108H129ZM152 107V108H151ZM259 108V110L256 112V111H254L255 112V114H254V112H253V114L250 116L251 118H253L252 120H251V118L249 117V119L251 120V121H249V119H248V122H253V120H258L259 118H261L262 119V116L260 117L259 115H260V112L261 113H263V107L262 108ZM41 108V109H40ZM42 108H43V110H42ZM105 108H107V109H105ZM116 108V109H115ZM137 108H139L138 110H137ZM8 109H9V112H8ZM16 109V110H15ZM20 109H24V111L23 112H26L28 109V111L26 112V115H28L27 117H25V113H23L22 112V110H20ZM27 109V110H26ZM111 109V110H110ZM124 109V108H123ZM141 109V110H140ZM153 109V110H152ZM176 109V108H175ZM26 110V111H25ZM104 110H103V112H104ZM107 110H109V111H107ZM112 110H113V114H112ZM116 110V111H115ZM140 110V111H139ZM262 110V111H261ZM38 111H40L39 113L41 114H39V113H37ZM42 111H43V114L45 115V117H46V113H47V117L45 118L44 116H43V114H42ZM49 113H48V112ZM98 111V112H97ZM101 111V112H100ZM142 111V112H141ZM178 111V110H177ZM62 112V113H61ZM94 112V113H93ZM95 112H97L98 113V115L99 116H97L96 114H95ZM100 112V113H99ZM116 112V113H117ZM140 112V113H139ZM12 113V114H11ZM94 115H93V114ZM105 113V112H104ZM143 113H145V115L142 117V115H143ZM172 113H174V114H172ZM175 113H176V115H175ZM6 114H7V116H6ZM10 114V115H9ZM101 114V115H100ZM110 114H111V116H110ZM136 114V115H135ZM156 114H158V116L156 115ZM160 114V115H159ZM9 115V116H8ZM13 115V116H12ZM16 115V116H15ZM37 115H39V116H41L40 118H39V116H37ZM134 115L135 116H138L137 118H134ZM167 115H169V116H167ZM178 115V116H177ZM15 116V117H14ZM42 116L44 117V118H42ZM62 116H64V117H62ZM67 116V118L66 119H63V118H65ZM91 116H93V117H91ZM139 116H141V117H139ZM171 116H173V117H171ZM4 117V118H3ZM8 117V118H7ZM10 117V118H9ZM23 117V119H21ZM39 119H38V118ZM95 117V118H94ZM97 117V118H96ZM103 118V120L105 119V121H107L108 119V123L106 122V127H107V129L106 130H104L105 128H103V130L105 131V133L102 131V130H100V132H99V135H100V137H101V134H103L102 135V138H100V137H98V136H96V137H92V132H91V130H92V128L94 127L95 128V125H96V123H97V121L99 120V118ZM147 117H150L149 119H147V121H146V119L145 118ZM6 118V119H5ZM25 118H26V120H25ZM31 118V119H30ZM161 118V119H160ZM35 119H36V121L37 120H40V121H42L43 122V120L45 119L46 121H44L43 123H42V125L41 126H39L38 127V123L40 122H36L35 121ZM94 119L96 120V119H98L97 121H94ZM130 119H132V120H134V121H130ZM135 119H140L139 121H138V123H137V120H135ZM143 119V120H142ZM152 120V122H151V120ZM3 120V121H2ZM6 122H5V121ZM7 120H9V121H7ZM14 120V119H13ZM22 120V121H21ZM24 120V121H23ZM176 120H177V122H176ZM181 120V119H180ZM179 120V121H180ZM65 121H66V124L68 125V126H66V125H64L65 124ZM69 121V122H68ZM92 121V122H91ZM105 121H103L104 123H105ZM129 121H130V123H132V124H130L129 123ZM136 121V122H135ZM149 121V122H148ZM155 121V122H154ZM18 122L20 123V125L18 124ZM26 122H28V123H26ZM45 122H46V124H45ZM125 122V123H124ZM134 122V123H133ZM176 122V123H175ZM17 123V124H16ZM26 125H25V124ZM34 123H37V124H34ZM91 123H94L95 125H93V124H91ZM110 123H112L111 125H110ZM119 123V124H118ZM129 123V124H128ZM139 123L141 124L142 123V125H139ZM148 123V124H147ZM152 123V124H151ZM164 123V124H163ZM181 123V122H180ZM16 124V125H15ZM28 124L29 125H31V126H28ZM34 124V125H33ZM114 124V125H113ZM138 124V125H137ZM149 124H151V127H149ZM154 124V125H153ZM156 124H158L159 126H156ZM173 124H177L178 125V127H179V129H178V132L180 133L178 136H175V133L177 132L176 131V126L175 125H173ZM248 124V123H247ZM36 125V128L34 127V129H32V126H35ZM48 125H51V126H48ZM109 125V126H108ZM162 125V126H161ZM26 126L28 127L27 129H29V128H31L30 130H28V131H26L27 129H26ZM43 126V127H42ZM92 126V127H91ZM128 126H126V127H128ZM136 126H137V128H136ZM140 126V128H139V130H138V127ZM169 126H170V129H168L169 128ZM172 126V127H171ZM174 126H175V128H174ZM25 127V128H24ZM41 127H42V129H41ZM90 127V128H89ZM155 127H156V129H158V130H156V131H152L153 133L149 136V137H147V135L145 136V134H146V132H147V130H152V129H155ZM161 127V128H160ZM177 127V128H178ZM16 128H19V129H16ZM94 128H93V130H94ZM143 128V129H142ZM171 128H173L172 130H171ZM15 129H16V131H15ZM44 129V130H43ZM45 129H47L46 131H45ZM50 129V130H49ZM137 130V132H136V130ZM17 130H20V131H17ZM22 130H23V132H24V130L26 131V132H22ZM38 130V131H37ZM59 130H60V133L58 134V132H59ZM117 130V131H116ZM124 130V131H123ZM126 130V131H125ZM141 130V131H140ZM143 130H144V132H143ZM173 130H175V131H173ZM15 131V132H14ZM39 132V134L40 135H42L43 137H41V141H39V143L36 145V147L31 151L29 148H28V145L25 143V142H27V136H25V138L26 139H23L22 140V138L21 137H23L24 135H30L32 132ZM43 131L45 132V133H43ZM119 131H120V133H119ZM166 131V132H165ZM169 131V132H168ZM20 132V133H19ZM49 132V133H48ZM86 132H90V133H86ZM103 132V133H102ZM107 132V133H106ZM141 132H143V134L144 135H142V133ZM151 132V131H150ZM164 132V133H163ZM15 135V136H17L18 138H16L15 136H12L13 134ZM19 133V134H18ZM24 135H23V134ZM28 133V134H27ZM47 133V134H46ZM64 133L66 134V135H64ZM74 133V134H73ZM123 133L125 134V135H123ZM138 135L137 136V138L136 137H134L136 134ZM165 133H167V136H168V138H166L167 139V141H165V145H166V148L167 149H165L164 150V144H162L161 145V148H159V150H157V155H152V154H147V150L152 146V144H154V143H158V142H161V137H162V135L163 134H165ZM174 133V134H173ZM17 134V135H16ZM21 134V135H20ZM79 136H78V135ZM90 135V136H88V135ZM140 134V135H139ZM48 135V136H47ZM63 135V136H62ZM72 135V137L74 138V140H71V136ZM76 135V136H75ZM81 135H83V137H81ZM86 135V137H84ZM105 135V137L106 136H109L108 137V139L106 140L105 138H103V136ZM112 135H114V134H112ZM176 135H177V133H176ZM13 137V139H11L10 140V142L9 141H7V140H9L8 138L10 137V138H12ZM21 136V137H20ZM52 136V137H51ZM62 138H61V137ZM64 136H68V138L70 137V139H67V137H64ZM79 138H78V137ZM143 136V137H142ZM15 137V138H14ZM46 137H51V138H49L48 140H47V138ZM61 139H63V141L61 142L60 140V138ZM75 137H77L76 139H75ZM81 137V138H80ZM179 137V138H178ZM3 138V139H2ZM24 138V137H23ZM53 138V139H52ZM58 138V139H57ZM65 138L67 139V140H70V141H68L70 144H73V142H74V144H73V146L75 147L74 149H76L77 148V146H78V148L76 149V151H74L71 147H73V146H71L70 144V146L68 145V142L65 140ZM72 138V139H73ZM84 138V139H83ZM87 138V139H86ZM88 138H90V139H88ZM98 138H100V139H98ZM107 138V137H106ZM135 138V139H134ZM181 138V139H180ZM182 138H183V140H182ZM2 139V140H1ZM7 139V140H6ZM19 139V140H18ZM43 139V140H42ZM46 141H45V140ZM92 139V140H91ZM95 139V140H94ZM105 139V140H104ZM165 139V140H166ZM169 139V140H168ZM4 140V141H3ZM13 140V141H12ZM17 142H16V141ZM22 140V141H21ZM50 140H51V142H50ZM56 140L59 142V143H57L56 142ZM80 140H84V142H86L85 144L86 145H84V142H80ZM89 141L90 140V142H92V143H90V142H87V141ZM96 140L99 142V144H98V142L96 143ZM144 140V141H143ZM184 141V143L182 142V141ZM25 141V142H24ZM43 141V142H42ZM67 143H66V142ZM71 141H72V143H71ZM80 143V146H79V143ZM142 141H143V143H142ZM170 141V143H168ZM14 142V143H13ZM21 142V143H20ZM24 142V143H23ZM48 142V144L50 145V146H47L48 144H46ZM54 142V143H53ZM66 143V145H65V143ZM93 142H95V144H96V146H95V144L93 143ZM167 142V143H166ZM173 142V143H172ZM8 143H10V144H8ZM19 144V147H18V144ZM43 143L44 144H46V146H43ZM51 143H52V145H51ZM58 144V146H57V144ZM61 143H63V144H61ZM90 143V144H89ZM140 143V144H139ZM143 145H142V144ZM2 144V145H1ZM16 146H15V145ZM21 144V145H20ZM60 144V145H59ZM78 144V145H77ZM90 145V147H88L89 145ZM128 144H129V146H128ZM141 145V146H139V145ZM167 144H169V145H167ZM6 145H8V146H6ZM12 145H14L15 147H13ZM25 145H26V147H25ZM40 145H42L41 147H39ZM53 145H55V146H53ZM62 145V146H61ZM77 145V146H76ZM189 145V146H188ZM58 147V152L60 153H58L56 150H57V147ZM62 147V149H64V150H61L60 148ZM65 146H69L68 148H69V152H68V148L67 147H65ZM85 146V147H84ZM88 148H87V147ZM112 146V145H111ZM134 146H136V147H134ZM138 146V147H137ZM146 146H148V147H146ZM163 146V147H162ZM168 146H170V147H168ZM190 146H191V148H190ZM10 147V148H9ZM17 147V148H16ZM39 147V148H38ZM43 147V148H42ZM47 147V148H46ZM48 147H49V149H51V150H49L48 149ZM55 148L56 147V149H53V148ZM60 147V148H59ZM134 147V148H133ZM145 147V148H144ZM178 149H177V148ZM27 148V149H26ZM41 148V149H40ZM67 148V149H66ZM86 148L88 149V150H86ZM93 148V149H94ZM131 148V149H130ZM136 148V149H135ZM138 148V149H137ZM171 148H173V152H171L172 150H170ZM193 148H195L194 150H195V152L192 150ZM44 151H43V150ZM60 149V150H59ZM92 149V150H93ZM130 151H129V150ZM132 149H134V151L132 150ZM144 149V150H143ZM163 149V150H162ZM29 150V151H28ZM38 152H37V151ZM45 150H47L48 151V154H49V157H48V154H47V157L49 158H45L46 157V154L45 153H47V151H45ZM55 150V151H54ZM71 150H72V152H71ZM138 150V151H137ZM139 150H140V156H141V158H140V156H139ZM141 150H142V152H141ZM162 150V151H161ZM179 150H180V152H179ZM198 150H199V152H198ZM12 151V152H11ZM31 151V152H30ZM39 151H40V153H39ZM42 151V152H41ZM54 151V152H53ZM61 151V152H60ZM64 151V152H63ZM137 151V152H136ZM167 151H169V152H167ZM176 151H178V152H176ZM196 151H197V153H196ZM12 154H11V153ZM44 152V153H43ZM57 152V153H56ZM144 152H145V154H144ZM163 152V153H162ZM25 153V154H24ZM34 153V154H33ZM39 153V154H38ZM52 153H54V155H52ZM68 153H69V155H68ZM159 153V154H158ZM162 153V154H161ZM169 153V154H168ZM175 155H174V154ZM181 154V156L183 157H179L180 155L179 154ZM185 153V154H184ZM202 153L204 154L203 156H201L202 155ZM32 154V155H31ZM37 154V155H36ZM41 154V155H40ZM45 156H44V155ZM51 154V155H50ZM58 154V155H57ZM65 154V155H64ZM134 154V155H133ZM172 154L174 155V157H173V159H172ZM176 154H177V157L179 158H177L176 157ZM198 154V155H197ZM2 155V156H1ZM9 155V156H8ZM34 155V156H33ZM38 155H39V157L40 156H42L43 158H44V160H41V159H43L42 157L41 158H39L38 157ZM57 155V156H56ZM60 155V156H59ZM61 155H63V157H61ZM124 155H126V157H129V158H127L126 159V157L124 156ZM137 155H138V157H137ZM143 155V156H142ZM170 155V158L168 157ZM36 156V157H35ZM60 158H63V159H60ZM64 156H66V158L64 157ZM136 156V157H135ZM146 156H148V157H146ZM186 156V157H185ZM4 159H3V158ZM59 159H58V158ZM123 158V162H122V164H117V163H121V159ZM137 158L136 159V161H135V159H133V158ZM144 157V158H143ZM151 157V158H150ZM157 157V158H156ZM166 159H165V158ZM206 157V158H205ZM39 158V159H38ZM51 158V159H50ZM125 158V159H124ZM131 158H132V160H131ZM147 158H148V160H147ZM158 158H161V160H162V162L165 160L166 162H169V161H171L172 162V164L174 165V163H175V165L177 164V166H179V164L181 165V166H179V167H181L182 168V166H183V170L184 171H186V167H188L187 168V170L190 168L191 169V172H185L184 173V171L182 172L181 170L180 171H178L180 168L179 167H177V166H173L172 164H171V167H172V170L171 171H173L174 169H177V170H174V172H171L170 171V169H171V167H170V169H169V171L171 172H169L168 171V177L169 178H172L173 176H174V174H175V171H177V173L175 174V176L174 177H179L180 176V174L182 173V175H181V178L179 177V182L178 181H174V188H173V190H174V192L176 193V195H175V193H172V194H174L175 196H177L178 195V197H175L174 195H171V199H170V197H166V198H168V199H165L162 195H160V196H158L157 198H160L159 200L157 199V198H153V200H152V202L150 203L151 204V207H150V211H149V207H147V208H145V205H144V207H141V208H139V209H137L136 210V207L135 208H133V207H131V205H130V203L132 202V200H133V202H136L137 200H139L140 198V196H142V194L143 195H145L144 193L145 192H147L148 191V183L147 182H145V181H148V179L149 178H147V177H149V176H151L152 175V173H154V171L155 170H157L158 169V167H160V166H162V164H165V161L162 163V162H160L161 160L159 159L158 160ZM164 158V159H163ZM175 158H177L178 159V162H176L177 161V159L175 160ZM181 158V159H180ZM189 159L190 161H192L191 163H190V161L189 160H186V159ZM34 159L36 160V161H38V160H40L41 161V163H40V161H38V163H39V165H38V163L36 162V161H34ZM56 159V161L54 162L53 160H55ZM130 159V160H129ZM144 159H146V160H144ZM167 159H169L168 161H167ZM185 159V160H184ZM3 160V161H2ZM47 160V161H46ZM63 160V161H62ZM155 160H158L159 161V163H158V161H155ZM175 162H174V161ZM184 160V161H183ZM33 161V162H32ZM55 163V165L57 164V161H59L58 162V164L56 165V167H55V165L53 164V162ZM120 161V162H119ZM128 161H130V162H128ZM138 161V162H137ZM148 161V162H147ZM185 161L186 162H189V164L190 165H192L193 164V166H190V165H187V163H185ZM35 162V163H34ZM44 164H43V163ZM47 162V164L45 165V163ZM51 162V164H49ZM117 162V163H116ZM128 162V165H129V168H128V166L126 165V163ZM134 162V163H133ZM144 162H146V163H144ZM155 162L158 164H156L155 165ZM170 162V163H171ZM181 162L183 163V164H181ZM32 163H33V167L35 166H37L36 168L37 169H35L34 168V170H39V167H40V169L41 170H39L38 172L36 171V174H35V172H30L29 173V177H28V181H26V183L27 184H25L24 185V183L25 182H21V183H23V184H19L20 182H18V184L16 183L17 181L15 180L16 178H15V176L17 175V172H16V170H15V172L13 171L12 172V170H14V169H17V171H20V170H26V169H28V170H33V168H30V167H32ZM136 164V165H133V164ZM143 163V164H142ZM162 163V164H161ZM23 164V165H22ZM29 164V165H28ZM142 165V171H141V173L139 174V172H138V166L139 165ZM147 164H149V166L147 165ZM152 164H153V166H152ZM17 165H18V167H17ZM20 165V166H19ZM28 165V166H27ZM31 165V166H30ZM44 165V166H43ZM60 165V166H59ZM115 165V166H114ZM133 167H132V166ZM185 165V166H184ZM187 165V166H186ZM24 166V167H23ZM27 166V167H26ZM52 166V167H51ZM54 166V167H53ZM114 166V167H113ZM123 166V167H122ZM128 168H126V167ZM137 166V167H136ZM146 166H148L149 167V169L150 170H148V167H146ZM155 166H157V167H155ZM190 166V167H189ZM195 166H197V168L195 167ZM16 167V168H15ZM21 167V168H20ZM26 167V168H25ZM29 167V168H28ZM42 167H43V170H42ZM46 167H48V168H50L49 170H51V171H49L48 170V168H46ZM85 167V168H84ZM117 167H119V169L117 168ZM122 167V168H121ZM135 167V168H134ZM146 167V168H145ZM152 167H153V169H152ZM176 167V168H175ZM52 168H54V169H52ZM84 168V169H83ZM112 168V169H111ZM118 169V171H117V169ZM144 168V169H143ZM168 168H169V166H168ZM179 168V169H178ZM200 168V170H198ZM44 169H45V171H44ZM116 169V170H115ZM122 169V170H121ZM125 169V170H124ZM193 169V170H192ZM197 169V170H196ZM211 169V170H210ZM57 170V171H56ZM112 172H111V171ZM116 172H115V171ZM127 170V172H125ZM137 170V171H136ZM148 170V171H147ZM195 170V171H194ZM44 172V173H42V172ZM52 171H55V173L53 172L52 173ZM125 172L124 174H123V172ZM130 171V172H129ZM134 173H133V172ZM144 171H146V173H144ZM193 171H194V173H193ZM200 171V172H199ZM202 171V172H201ZM12 173V176L13 175H15V176H13L14 177V180H9L10 178L12 179V176H11V174L10 173ZM48 172H50V173H48ZM114 172H115V174H114ZM35 175H34V174ZM40 173H42L41 175H40ZM46 173H48L47 175H43V174H46ZM58 173V174H57ZM118 173V174H117ZM148 173H150V174H148ZM184 173V174H183ZM188 173H190V174H188ZM192 173H193V175H192ZM198 173V174H197ZM201 173H202V175H201ZM203 173H205V174H203ZM54 176H52V175ZM75 174V175H74ZM123 174V175H122ZM127 174V175H126ZM133 174V175H132ZM136 174V175H135ZM138 174V175H137ZM148 176H147V175ZM177 174L179 175V176H177ZM196 174L197 175H199V176H196ZM6 175V176H5ZM8 175H10L9 177H7ZM31 175V176H30ZM34 175V176H33ZM106 175V177H104ZM120 175V176H119ZM141 175H142V177H141ZM172 175V176H171ZM188 175V176H187ZM192 175V176H191ZM195 175V176H194ZM200 175H201V178H200ZM207 175V176H206ZM0 176V177H1ZM37 177V179L38 180H41V183H40V181H38L37 179H36V177ZM40 176V177H39ZM43 176L45 177V179L43 178ZM113 176V177H112ZM116 176V177H115ZM124 176H126L125 178H124ZM131 176V177H130ZM186 176V177H185ZM190 176V177H189ZM204 178H203V177ZM206 176V177H205ZM31 177H33V178H31ZM42 177V179H40ZM51 177V178H50ZM53 177V178H52ZM100 177H102V178H100ZM108 177H110V178H108ZM122 177V178H121ZM129 177V178H128ZM135 177V178H134ZM138 177H140L139 179H138ZM185 177V179H187L186 181H185V179H183V178ZM9 178V179H8ZM100 178V179H99ZM106 178V179H105ZM114 178H119L118 180L117 179H115V180H117V181H115L114 182ZM120 178H121V180H120ZM134 178V179H133ZM147 178V179H146ZM202 180V181H200V179ZM207 178L209 179V181L207 180ZM211 178H213V179H211ZM30 179H31V181L32 182H34L35 181V179L38 181H35L34 183L36 184V182L38 183V184H36V186H35V184L33 183L32 184V182L30 181ZM141 179V182L143 183V182H145V184L147 185H144V184H140L139 185V187H137L138 185H136V183L138 184V181L137 180H140ZM204 179H206V180H204ZM9 181V184H10V187L12 188L11 190L13 191H11L10 189H8V190H6V189H4V190H6V192L5 191H3L2 189L3 188H9V184H8V182L7 181ZM131 180H134V182L133 181H131ZM182 180V181H181ZM211 180V181H210ZM212 180H213V182H212ZM215 180H216V183L218 182L219 184H217L216 185V183H215ZM11 181V182H10ZM13 181H15V183L13 182ZM29 181L31 182V185L30 184H28L29 183ZM124 181V182H123ZM127 181V184H125V182ZM130 181V182H129ZM180 181H181V184H180ZM186 183H185V182ZM205 181V182H204ZM5 182H7V184L5 183ZM123 183V186H122V183ZM132 182V183H131ZM177 182V183H176ZM221 182V183H220ZM12 183V184H11ZM14 183V184H13ZM109 183V184H108ZM113 183H115V185L113 184ZM119 183L121 184V186H119ZM133 183H135L134 185H133ZM176 183V184H175ZM180 184V188H179V184ZM185 183V185H183V184ZM211 183V184H210ZM16 184V185H15ZM116 184H118V185H116ZM129 184H130V186H129ZM5 186V187H1V186ZM13 185H14V187L16 188L17 187V185L18 186H21V188H19V187H17V189L16 190H13V189H15V188H13ZM23 185H24V188H23ZM33 185V186H32ZM112 185V186H111ZM125 185H126V189H124V187H125ZM132 185V186H131ZM176 185V186H175ZM205 185V184H204ZM221 185V186H220ZM29 186H31V187H29ZM35 186V187H34ZM99 186L101 187V188H99ZM105 186H108V187H105ZM118 188H117V187ZM128 186V187H127ZM136 188H135V187ZM146 188V191L144 190V188ZM183 186H184V188H183ZM27 187V188H26ZM103 187V188H102ZM106 188V190H105V188ZM111 187H112V189H113V187H114V189L112 190L111 189ZM120 187V188H119ZM130 187V188H129ZM131 187H132V189H131ZM178 187V188H177ZM225 189H224V188ZM33 188V189H32ZM182 188H183V190H182ZM217 188V189H218ZM18 189L20 190V191H18ZM22 189V190H21ZM30 189H32V190H30ZM101 189V190H100ZM112 190V191H114V190H116V192L114 193V194H112L111 195V193L110 194H106L108 191L107 190ZM119 189H120V191H119ZM129 190V192H128V190ZM143 190V191H145V192H143V191H140L139 192V190ZM178 189V190H177ZM223 189H224V191H223ZM11 191V193H10V191ZM100 190V191H99ZM125 192H127V193H123L124 191ZM182 190V191H181ZM227 190H229L228 192H227ZM16 191H18V192H16ZM50 191V192H49ZM106 193H105V192ZM121 191H123V192H121ZM132 191V192H131ZM180 192V193H178L177 194V192ZM1 192H2V194H1ZM8 192V193H7ZM16 192V193H15ZM49 192V193H48ZM95 192V193H94ZM119 192H121L120 193V195H119ZM133 192H134V194H133ZM182 192V193H181ZM211 192V191H210ZM210 192H209V194L207 195L208 197H210L211 195H210ZM213 192V191H212ZM13 193H15V194H13ZM122 193H123V197H122ZM137 193H139V194H141L140 196H139V194L138 195H136V197H133V196H135V194H137ZM184 193V194H183ZM229 193V194H228ZM11 194L12 195H14L13 196V198L11 197ZM100 194V195H99ZM105 194H106V196H105ZM117 196H116V195ZM126 194H128V195H126ZM133 194V195H132ZM180 194V195H179ZM224 194V195H225ZM75 195V194H74ZM94 195H96V196H94ZM99 195V196H98ZM105 196V198L104 197H102V196ZM107 195H108V197H107ZM110 195L113 197H110ZM114 195V196H113ZM124 195H126V197L124 196ZM130 195V196H129ZM80 196V197H79ZM101 196V197H100ZM119 196V197H118ZM139 196V197H138ZM172 196H174L175 197V200H174V197H172ZM179 196H180V198H179ZM70 197H72V196H70ZM79 197V198H78ZM82 197V201L80 200V198ZM97 197V198H96ZM110 197V198H109ZM116 197V198H115ZM121 197V198H120ZM133 197V198H132ZM5 198V199H4ZM96 198V199H95ZM98 198H102L101 200H103V198H104V200L103 201H101L100 199H98ZM109 200H108V199ZM117 198H120L121 199V201L119 200V199H117ZM135 198V199H134ZM137 198V199H136ZM162 198H164V199H162ZM176 198H177V200H176ZM185 198V200H183V199ZM207 198V197H206ZM6 199H8L6 202L5 201H3V200H6ZM73 199V198H72ZM78 199V200H77ZM87 199V200H86ZM108 200V202L110 201V203H108L107 202V200ZM111 199V200H110ZM114 199V201L113 202H111L112 200ZM117 199V200H116ZM127 199V200H126ZM179 199H180V201H179ZM236 201H235V200ZM97 200V201H96ZM101 201V203H100V201ZM163 200H167V201H165L164 203H166V204H168L169 205V208H168V206L166 205V204H164L163 203ZM171 200H172V202L174 203V206H173V203H170L171 202ZM2 201H3V203H2ZM96 201V202H95ZM119 201V202H118ZM124 201V202H123ZM131 201V202H130ZM158 201V202H157ZM162 201V204L163 205H166V207H163V205H160L159 206V204H161V203H159V202H161ZM170 201V202H169ZM107 202V204H105ZM114 202L116 203V204H114ZM129 202V203H128ZM155 202V203H154ZM157 202V203H156ZM176 202V203H175ZM238 202V203H237ZM92 203V204H91ZM94 203V204H93ZM102 203H104V204H102ZM139 203V201L138 202H136V204H138ZM153 203L155 204L154 206H153ZM172 205H170V204ZM181 203H183V204H181ZM234 203H236V204H234ZM43 204V203H42ZM101 204V205H100ZM109 204V205H108ZM132 205H133V203H131ZM149 204V205H150ZM178 206L179 204L181 205V207H179V209H181V210H179V209H177V211L178 212H176V211H174V210H176V205ZM187 204H185V205H187ZM241 204V205H240ZM92 205V206H91ZM94 205V206H93ZM104 205V206H103ZM128 205V206H127ZM130 205V206H129ZM148 205V206H149ZM179 205V206H180ZM183 205V206H182ZM96 206H97V208H96ZM137 206V205H136ZM157 206H159V207H161V210H160V208L159 207H157ZM170 206H171V208H170ZM231 206V207H232ZM244 206V207H243ZM84 207V208H83ZM90 207H91V209H90ZM173 207V208H172ZM232 207V208H233ZM116 208V210H113V209H115ZM131 208V209H130ZM156 208H158V210L156 209ZM163 208H166V210H163ZM178 208V207H177ZM145 209H146V212L147 213H149V214H151V213H153V216H151V217H153L154 218V216H155V218L152 220V223L153 224H156V225H153L152 226V223L151 224H149V225H147L146 227H144L143 229H144V233H142L143 232V229H140L141 231V233L139 232V229H137V234H136V230H134V228L132 229L131 228V224L132 223H135V222H137V219H140V220H142L141 218H143L144 217V213H146L145 212ZM170 209H172V210H170ZM174 209V210H173ZM247 211H249L250 213H251V211L250 210H248L247 208H245ZM80 210H81V213H80ZM132 212H131V211ZM151 210H153L152 212H151ZM168 210H170L169 211V213L167 212ZM190 210V209H189ZM226 210V209H225ZM83 211V212H82ZM95 211H97V210H95ZM112 211H114V212H112ZM123 211V212H122ZM149 211V212H148ZM160 211V212H159ZM162 211H164V212H162ZM117 212V213H116ZM151 212V213H150ZM156 212H159V213H156ZM161 212H162V214H161ZM168 214H167V213ZM172 212V213H171ZM174 212V213H173ZM176 212V213H175ZM188 212V211H187ZM75 213H77V214H75ZM83 213V214H82ZM109 213V214H108ZM111 213H113V214H115V215H113V216H110V214ZM165 213V215H166V217H165V215L163 216V214ZM220 213H222V212H220ZM71 214L73 215V216H71ZM117 214V215H116ZM161 214V217H159L158 218V215H160ZM173 214H175V217L173 218V224L171 225V223H172V221L171 220H169V218L170 219H172L171 217L173 216ZM202 214V213H201ZM201 214H199V216L201 215ZM251 214H253V213H251ZM33 215V217H31ZM63 215H64V217H63ZM104 215V216H105ZM109 215V216H108ZM112 215V214H111ZM120 215H122V216H120ZM131 215V218H130V220H129V216ZM168 215H170L171 217H169ZM180 215H181V213H180ZM117 216V217H116ZM120 216V217H119ZM157 216V217H156ZM176 216L178 217V218H176ZM199 216H197V217H199ZM254 216V218L256 219V216L255 215H253ZM53 217H57V218H53ZM61 217V218H60ZM66 220V221H64V219ZM109 217H111V218H109ZM119 217V219H117ZM166 218V219H168L170 222H168V220H166L168 223H170V224H167V222H164L165 220H163V222H162V220L160 221V219L161 218ZM167 217H169V218H167ZM11 220V218L13 219V220H9V219ZM44 218V217H43ZM76 218V219H75ZM113 218V219H112ZM114 218H116L115 220H114ZM162 218V219H163ZM31 219V220H30ZM34 219V220H33ZM36 219H37V221L39 222V220H40V222L38 223L37 221H36ZM52 219H55V220H52ZM59 219H60V222H59ZM63 219V220H62ZM68 219H69V221H68ZM72 219V220H71ZM109 219H111V220H109ZM175 219H178V220H176L175 221ZM198 219V218H197ZM196 219V220H197ZM8 220V221H7ZM41 220L43 221V224H44V226H45V229L47 230L46 232H44V226H43V224H41L42 222H41ZM45 220H47V221H50V222H44ZM57 220V221H56ZM73 220H74V222H73ZM103 220V219H102ZM157 222H160V223H162V224H160V223H157ZM256 220H258V219H256ZM27 221V222H26ZM29 221H30V223H29ZM33 221V222H32ZM34 221H36V222H34ZM72 221V222H71ZM113 221H114V223H113ZM117 221H119V222H117ZM155 221V222H154ZM24 224H23V223ZM56 222H58V225L56 224ZM68 223V224H66V223ZM138 222H139V220H138ZM22 223V224H21ZM28 224V225H30V226H28V225H25V224ZM34 224V226H33V224ZM47 223V224H46ZM50 223V224H49ZM63 225H62V224ZM118 223V224H117ZM166 224V225H164L163 226V224ZM21 225V226H24L23 227V230H24V233L22 234V227L20 228V226H18V228H17V225ZM36 224H37V228L35 227L36 226ZM39 224V225H38ZM54 224L56 225V227L54 226ZM112 224H115V225H112ZM158 224H160L159 226H158ZM174 224H176V225H174ZM41 225V226H40ZM47 225H49L50 227H52V229H50L49 227V230H50V232H49V230H48V228H46L47 227ZM162 225V226H161ZM169 225H171L170 226V228L172 229V227H173V229H175L174 231H177L176 233L173 231V229L171 230V229H168V226ZM16 226V227H15ZM28 226V227H27ZM38 226H40V228L38 227ZM61 226H63V227H61ZM127 226V227H126ZM148 226H150L149 228H147ZM167 226V227H166ZM26 227V228H25ZM30 227V228H29ZM35 227V228H34ZM41 227H43L42 229L43 230H41L40 231V229H41ZM58 227H61V229L60 228H58ZM158 227V228H157ZM163 227H165V228H167V229H164L163 230ZM194 227V226H193ZM192 227V228H193ZM197 227H199L200 228V225H198ZM29 228V229H28ZM150 229V231L149 230H147V229ZM199 228H196V232L199 230ZM33 229H34V231H33ZM35 229H37V233H36V230ZM53 229L54 230H56V231H54L53 232ZM60 229V230H59ZM126 229V230H125ZM133 231V233H134V236L135 235H137V236H135L134 238L132 237L133 236V233L130 231ZM146 229V230H145ZM152 229H154V230H152ZM70 230V231H69ZM123 230H124V233H123ZM127 230H129V231H127ZM159 230V231H160ZM168 230V231H167ZM169 230H170V233H171V235H170V233H169ZM193 229H191L190 228V230H188V233H186V232H184L186 235L188 234L189 235V233L192 231ZM16 231V232H15ZM21 232V234L19 233V232ZM26 231V232H25ZM31 231V232H30ZM38 231H40V234H39V232ZM43 231V232H42ZM125 231H127L129 234H127ZM145 231H148V232H145ZM167 231V232H166ZM174 232V233H172V232ZM29 234H28V233ZM35 233V236H34V234L32 235L31 233ZM54 234H53V233ZM65 232V233H64ZM46 233H48V234H46ZM65 235H64V234ZM126 233V234H125ZM138 233H139V235H141V234H143L142 236H140V238L138 237ZM17 234H18V236H17ZM26 234H28V235H26ZM38 234V235H37ZM44 234V235H43ZM46 234V235H45ZM54 236H53V235ZM64 236H63V235ZM127 236H125V235ZM184 234V235H185ZM20 235H22V236H20ZM42 235V236H41ZM51 235V236H50ZM61 235V236H60ZM124 235V236H123ZM167 235H168V237H167ZM181 235V236H180ZM183 235V233H180L179 234V236L180 237H182L183 239H184V237H185V239L183 240L182 238H180L179 236H178V240H181L182 239V242L180 243V241H178V240H176L175 238L177 237H175L174 238V247L176 246H178L176 249L173 247L172 248V251H170V252H173V251H179V250H181V248H182V246H183V248L185 247V243H183L184 241L186 242V237L187 236H182ZM17 236V237H16ZM31 236H33V237H35V238H31ZM38 236V237H37ZM68 236V235H67ZM103 236V237H102ZM128 236H131V237H128ZM20 237H22V238H20ZM100 237H102V238H100ZM121 237V238H120ZM124 237V238H123ZM143 239H142V238ZM165 237V236H164ZM28 238H31V239H28ZM60 238H62V239H60ZM94 238V239H93ZM99 239V241L97 240V239ZM119 238V239H118ZM129 238V239H128ZM131 238V239H130ZM138 238H139V241H138ZM28 239V240H27ZM65 241H64V240ZM114 239V240H113ZM116 239H118V240H120L123 244H125V245H123L121 242H119L118 240H116ZM122 239H124V240H122ZM137 239V241H135V240ZM141 239V240H140ZM8 241V242H6V244H5V242L3 243V241ZM29 240H31L30 242H29ZM34 240H35V242H34ZM38 240V241H37ZM41 240V241H40ZM43 240V241H42ZM63 240V241H62ZM92 240V241H91ZM94 240V241H93ZM95 240H97L96 241V243H95ZM130 240V241H129ZM134 240V241H133ZM175 240L177 241V242H175ZM26 241V242H25ZM40 241V242H39ZM58 241H60V243L58 242ZM114 241H115V243L116 242H118V244L119 243H121V245H122V247H125V248H121L122 250H118V251H120V252H118V251H116L115 253V255H113V253L111 254V255H109L108 254V260H110L112 257V260L111 261H108V260H106V258L104 259V256L105 255H107V249H110L111 247V249L109 250L110 252H111V250L115 247H117L118 246V244H114ZM125 241V242H124ZM129 241V242H128ZM9 242L11 243V242H13V243H11V246H10V244H9ZM29 242V243H28ZM33 243V247L32 246H30L32 243ZM56 242L58 243V244H64V245H66L65 243L67 242V244H68V242H69V244L68 245H66L65 247H64V245H62V246H60V249L62 250V252L60 251V255H56V254H53L52 253V251L51 250H53L54 249V247L56 248V247H58V245L56 244ZM131 242V243H130ZM167 242V240L165 239V241L163 240V242L160 244V246L158 245V246H156L153 250L151 249L150 251L152 252L150 255L152 256H157V254H158V252L161 250L160 249V247L162 246V245H164L165 243ZM178 242H179V244H178ZM16 243V246L15 245H13V244H15ZM23 243V244H22ZM26 243H28L27 244V246H29V247H31L32 249V251H30V252H32L31 253V255H25V253L23 254V252H22V250H20L21 248H22V245H24V244H26ZM31 243V244H30ZM34 243H35V245H34ZM39 243V244H38ZM54 243L56 244V245H54ZM91 243H93V244H95V245H93V244H91ZM135 243H133V244H135ZM160 243V242H159ZM176 243V244H175ZM19 244V245H18ZM21 244V245H20ZM115 245V246H112V245ZM178 244V245H177ZM5 245V246H4ZM6 245H8V248H10V249H8L7 248V246ZM91 245H92V247H91ZM120 245V244H119ZM41 246V247H40ZM53 246V247H52ZM84 246V247H83ZM181 246V247H180ZM5 247V248H4ZM21 247V248H20ZM34 247H36V248H34ZM86 247V248H85ZM159 247V248H158ZM50 248H52V249H50ZM59 248V247H58ZM63 248V249H62ZM84 248V249H83ZM114 248V249H115ZM179 248V249H178ZM2 249H5V250H2ZM6 249H8V250H6ZM37 251H36V250ZM81 249V251H82V249H83V253L81 252V251H79ZM113 249V250H114ZM174 249V250H173ZM35 250V251H34ZM86 252H85V251ZM88 250H89V252H88ZM106 250V251H105ZM157 252H156V251ZM184 250V249H183ZM3 251H4V253H3ZM14 251H16V252H14ZM20 251V252H19ZM45 251H49V253H50V255L52 254L53 256H51L50 257V255H49V253L48 252H46L45 253ZM150 251L148 252V253H150ZM153 251H155V252H153ZM7 252V253H6ZM8 252H10L9 254H8ZM18 252V253H17ZM22 252V253H21ZM87 252L88 253H90V254H87ZM117 252H118V255H117ZM6 253V254H5ZM14 253V254H13ZM19 253H21V254H19ZM43 253V254H42ZM48 253V254H47ZM104 253H106V254H104ZM120 253V254H119ZM8 254V255H7ZM11 254L12 255H14V256H11ZM45 254V255H44ZM81 255V256H79V255ZM83 254V255H82ZM87 256H86V255ZM19 255H22V256H20L19 257ZM44 255V256H43ZM86 256L87 257V259H86V257L84 258L83 256ZM103 255V256H102ZM120 255V256H119ZM123 255V254H122ZM128 255V254H127ZM150 255H148V256H150ZM47 258H46V257ZM90 256V257H89ZM111 256V257H110ZM115 256V257H116ZM129 256V258L131 257L130 255H128ZM147 256V258H149ZM102 257V258H101ZM20 258V259H19ZM22 258H24V259H22ZM46 258V259H45ZM110 258V259H109ZM128 259V258H127ZM84 261V260H83Z\"/></svg>",
	"mask_w": 264,
	"mask_h": 264
},
{
	"label": "snow or ice",
	"instance_id": "6c2138e0",
	"mask_svg": "<svg viewBox=\"0 0 264 264\" xmlns=\"http://www.w3.org/2000/svg\"><path fill=\"white\" fill-rule=\"evenodd\" d=\"M262 92H264V81H262ZM151 127V124H149ZM240 135H244L246 132L245 130H238ZM261 135L262 139H264V121H262L261 127ZM234 163L236 167L242 174L247 175L249 172V166L242 155L239 153L234 154ZM175 180H179V177H173ZM261 180H262V188H264V164L261 166ZM209 191H215L214 187L209 188L207 184L204 187H201V183L195 179V177H191L188 180L186 186V198L192 200V205L190 207L195 206L197 204L200 205L202 212L204 214L205 221H208L212 214L215 212V207L213 206L212 202H206L205 198L209 194ZM261 215L264 216V194L261 195ZM25 255H31V252H26ZM5 264H110L107 261H81L76 259H65V260H58V261H44V260H15V261H8Z\"/></svg>",
	"mask_w": 264,
	"mask_h": 264
}]
</instances>
